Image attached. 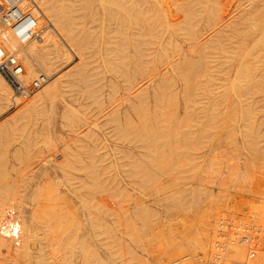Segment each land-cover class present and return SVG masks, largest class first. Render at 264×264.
<instances>
[{"label":"rangeland","instance_id":"obj_1","mask_svg":"<svg viewBox=\"0 0 264 264\" xmlns=\"http://www.w3.org/2000/svg\"><path fill=\"white\" fill-rule=\"evenodd\" d=\"M53 1H51V2L53 3ZM59 1H60V3L56 2V3H59V5L58 4H56V5L53 4V5L56 6L57 9H59V10H57V13L60 14V9L62 10V8H58V7L61 5L60 7L64 8V6H62L63 4L61 2H64L66 0H64V1L59 0ZM68 1L69 0H67V3H68ZM72 1H73V3H72ZM74 1L75 0L69 1V3H71V5L66 4V3H64V5L66 4L67 7H69V6L71 7L72 4L76 3L74 5V9H73V10H75V8L80 7L81 4H86V2L87 3L89 2V3L87 4V6L84 5V7H82L83 6L82 5L81 6L82 9L81 8L78 9V15H80V17L78 16L79 18H81L82 16H83L82 18H84L85 17L84 14H86L87 17H85L84 18L85 21H83L86 23V25H84L85 23L83 24V22H81L82 19H79L77 17V15L74 14L71 16H73V17L75 16L77 18V20L78 19L81 20L80 22L82 24L80 23L81 25L79 24L78 26H75L73 24V26L71 25V27H73V28L76 27L79 29H81L82 27H84V29H85L86 26L90 27V29L91 28L93 29L95 27L94 31H95L97 25H98L99 29H100V27H101V29H103L105 27V25L100 24V23H102V22H100L101 18H104V17H101L100 16L101 14H98V13H97V15H95L96 13L94 14V11L97 7L96 8L93 7L92 11L90 10L91 8H89L88 11L86 10L88 8L85 9L88 12V14H89V12L91 15L93 13L92 16L94 17L95 21H92L91 20L92 16L90 18V16H88L87 12L84 10V8L88 7V5L90 7L93 6L90 3L92 1L86 0V2H85L83 0L85 3L84 2L81 3V1H80L81 4L78 2V0L75 1V3H74ZM96 1L99 2L100 0H96ZM101 1L103 2V3L101 2L103 6H104V4H106L108 7H110L111 3L114 2L112 0H108V2H110V3H108L107 0H101ZM160 1H162V3L164 4V0H160ZM166 1L167 0H165V2ZM168 1H170V0H168ZM172 1H174V0H171L170 2H167V3H171ZM250 1L251 0H197V1L196 0L195 1L194 0H176L173 4L168 5L167 3H165V4H167L168 8L166 7V10H168V11L172 12V9L169 10L170 9L169 7H171L170 5H172L173 11H175L177 9L178 13H182V12L184 13L185 12L184 14H178L176 11V15L178 14V15L183 16L182 19H184V20H182L183 21V23H182V21H180V18H181L180 16H177L179 18L176 17L177 19L175 20L173 17L169 16V15H171V12H168V13H170V14H168L167 11L165 10L166 11L165 13H167L168 16L164 15V18H166L165 16H167V18H166L167 20H164V18H163V20L166 24L163 22L162 23L156 22L158 26L160 25V27L155 26L156 23L152 22L154 17L157 15L155 13V11L157 13H159V11H157L158 8L154 7L155 9L153 8V10L150 11L151 10L150 8L152 6L149 7L146 5L148 7L147 8L145 6L144 2L141 3L142 1L140 2L141 4H138L139 6L143 4L142 8H144L145 12L143 11L142 14L144 17H142V16L137 17V19L139 18L138 22H137L139 24H137L135 22L134 25L136 28H137V25H140V27L138 26L139 27L138 29H133V30L131 29V31L139 32L141 29L140 34H141V32H142V35H143V33L145 34V35H143V36H145L144 37L146 40L145 43L146 42L149 43L150 39H153V38H150L149 36L146 37V31H145L146 29H147V31H148V29H151L152 25H153L152 29H155V27H156V30H159L158 33H160V34H162L164 32V30L166 29V25H168V27L170 26V28H171V29L169 28L170 30H173V29L177 30L178 29L177 26H178L181 28V29L179 28L178 30H180L184 34L178 32V30H177V35H178V33L183 35V36L180 35V37H182L183 40L185 38V41H183L180 38H177L179 36L176 37V35H175L174 36L175 39L176 40L178 39L177 41H175V39L173 38L174 45H176V46L173 45V50L170 48L171 51L169 49H168L169 51H167L166 47L168 46V44H167V46L164 45L166 47H164L163 49L165 50V48H166L167 53H164L166 51H164V52L161 51V54L163 55V57L165 54L168 55L172 52H175L176 50L180 49V47H181V49H183L182 47H184L186 44H188L190 47L187 45L186 50L188 49L187 51H189V55H188L189 57L190 56L194 57V55H197L199 53L202 55V58L205 56L206 59L203 58V61H202V58L201 57L199 58V56H198L199 54H198L197 55L198 60L200 59L201 62L207 61L206 63L210 62L209 65L208 64H205V65L210 66V68L213 67V69L212 68L211 69L214 71L216 70L215 72L217 75L215 74V72L213 73L211 71L212 75L215 74V75H213L214 78H211L213 80H211L209 78L210 76L209 77L208 76L202 77L203 75L199 76V74H198L199 72L197 74L194 73V72H196V70L194 71V69H196V67L195 68L193 67V65H195V64H194V62H192V61L197 60L196 56H195V58L191 57L192 59H194V60L191 59L192 61L189 58H187L193 63V64L191 63L192 64L191 67H190V64L188 66L186 64V67L190 68L189 71L187 72L188 76H187V73L185 70L184 71H185L186 76L182 75L184 73V72L182 73V71H183L182 67H184V66H181V68H180V69H182V71L179 69V72L181 73V74L180 73L179 74L182 76L181 81L183 78H184L183 80H185V77L186 78L188 77L187 78V79H189L188 81L191 80L190 83H193L195 86L193 87V84L191 86V84L188 83V81H186L187 80L186 79L185 81L181 82V85H182L181 87H183L185 82L188 83V84H186V87L182 88V89H184L183 91H186L185 89L186 88L188 89V87H190V86L192 88L193 93H195V91L197 92V89L199 87H200V89L202 88V90H203L208 85L209 86H211V85L215 86L216 85L214 88H219L220 86H222V87H220L221 89L220 88L218 90L216 89L215 90L216 92L214 91L215 93L220 94L219 97L213 96V97H216L213 99V97L211 98L210 94L206 95L204 97L203 101H201V102H202V104L205 103L207 105L206 107L204 104L203 106H201L202 108L200 107L201 109H197L198 108L197 105L196 106L193 105L192 108L191 107L190 108L189 107L184 108L185 110L182 111L181 114H179L178 111L175 110L173 107L172 108L165 107V106H168V104L171 103V101L173 102V100H175L174 97L176 96L172 93V88H167L169 91L166 90L165 94L162 95L161 98L154 100L153 107H151V109L148 111V114L145 112L147 114V120H145L146 123L145 122L143 123L140 121L141 125H139V123H136L135 124V125H137L136 127H135V125L126 123V121H127V118H126L127 114L126 113H125L126 115L122 114V116H125L124 119L121 118L120 114L122 113L121 111L123 109H121L119 101L121 100L122 96L125 95V92L128 91L130 86H128L129 88H127V89L122 88L121 91L118 90L117 93H116L117 88L112 87L113 85H115L112 83L117 82V79L115 78L116 79L115 80L113 78L114 76L112 75V72H111L112 70L110 69V68H112V67H110L111 64L109 63L110 64V66H109V64L106 63L105 59L102 56L104 54V46L99 45V46H95V47H90L89 48L91 50L90 54H88L89 52H87L85 50L88 54V57L90 56L89 57L90 59L88 58V61L84 60L81 63V61H77V60H79L77 55H75L74 53H72V51H70L68 49L70 46L67 44H69V43L65 44L64 42L66 40H63L60 37L58 38V36H56V34H54L55 37L58 38V39L57 38L56 39L58 40L59 44H60V40L63 41V42L61 41L60 45L62 46L63 51L65 50L66 52L64 53V55H62V53H59L61 55L58 56L59 58L55 59V61H57V62H55L53 59V62H55V64H56V65L54 64V66H56V68L53 67L55 71L53 70V74H51L52 72L50 74H51L52 78H54L56 76L64 77V75H66L64 78H61V79L66 84V85L65 84H63V85L66 86V88L68 87L67 89L65 88L66 90L64 89L66 94L63 92L59 96L62 99H60L59 101L57 100L58 106H57V110L55 112V119L52 120L55 123V127H54V124L49 120L50 119L49 114L46 112H42L40 115H38L35 112H28V111H26V112L20 111V113H19L17 109L22 104L21 102L24 100V98L18 100L19 102L22 100L20 103L15 104L16 106L19 105L18 107L10 104L9 107L7 105V107L1 108L2 110L0 109V151L3 149V151H1V152H4L5 154H7V156L6 155L4 156V154L0 152L1 153L0 161L2 160L0 162V165L4 162V160L6 161L5 163H3L0 166V170H1V167H3L2 171H0V180H1L0 185L5 184L7 181L8 182H10V181L14 182L16 180H19L18 179L19 176H23V178H25L26 176L30 177V180L28 179L29 177H26L25 178L26 180L25 179L23 180L24 183L22 181V183L24 184V185H22L24 187L22 189V191H25L24 193L26 194V197L30 203V205L27 206V208H26L28 210V213H29V210L31 212V209L34 211V212L33 211L31 212L33 214H35V212H39L35 215L32 214V216H33L32 220L34 219L32 227L35 228V230H36V231L34 230L36 232V236H35V240H36L35 242L36 243H35V245H38L40 247L39 249L36 248V252L39 250L40 251L39 254L41 255V257L44 256V258H47V256L48 257L52 256L55 259H58V260L60 259V260H64V261L68 259V260H70L69 262H72L73 264H79L80 262L82 264H84L83 260L86 258L88 259V264L91 260L93 262L91 261L90 264H92V263L93 264H97V263L98 264H103V263H105V264L106 263L107 264H115V263L121 264L122 261L124 262L122 264H145V261H146V264H164L166 262H167L166 264H173L172 262L174 260H176L175 264H209L210 258H208V256L205 254L203 255L201 253V249H200V246H201L200 244H201V242H203V240H201L202 234L200 232V229H201L200 226H202V222L205 219V215L210 216L211 222L214 221V223L217 220V219L215 220V218H219V215H220V216L225 217L226 222H228V221L231 222V227L227 228L224 231V236H222L224 238L222 240L224 242L223 246H225V253L223 256L225 264H246L247 263V260H244L245 258L239 257L238 255H237V257L236 256L235 257L229 256V251L227 249V247H228L227 241H228V239L233 238L235 240V242L233 244H231L232 246L235 245V246H243V247L245 246L246 247L247 245H249V243H247V244L236 243V237H237V236H235L237 234V232L235 230L236 221H239L241 223H245L249 227L248 237H250L252 234L253 235L258 234L257 232H255L256 230H259L261 227L260 225H259L260 227L258 226V223L260 220L264 221V217H263V215H264V105H261L260 102L256 103V101L259 99L256 97L257 96L256 94L252 93L253 90H251L252 89L251 86H254V84H255V83L253 84L254 80L251 81L252 85L247 84V83H250L249 81L251 79V74L253 75L254 72H257L261 69L258 65H261L262 62L264 63V60H263L264 57H262L261 61L260 62L258 61V63H256V64H254V62H253L254 69H253L252 63H249V66H251L250 69L252 68L253 70L251 69V71H250L249 67L246 65L245 66L246 68H244L242 70L240 69L241 72H239L238 71L239 68H243L240 65H238V62L241 61L240 60L241 54H239L240 52L238 50H235V47H236L235 41L239 40L238 38H236L235 35H237V32L239 33L241 31V30H239V28H240L239 22L242 20L241 14H243V10H248L246 8H250V6L248 7V5H251ZM105 2H107V3H105ZM135 2H137V1L135 0ZM262 2H263V0H262ZM78 3L80 6L79 5L76 6ZM49 4L51 7L53 6L51 3H49ZM108 4H110V5H108ZM150 4H151V2H150ZM152 5L154 6V4H152ZM174 5L177 8L176 7L174 8ZM182 5L186 9L185 11H184V9H181V7L184 8ZM210 5H212V6H210ZM143 6H145L146 9ZM164 6H166V5H164ZM67 7H66V9H67ZM70 7H69V9H70ZM108 7H106V8L104 7L105 12L108 13V11H109V13L111 12V14H112V11H115L113 9V6H112L111 10H109ZM56 8H54V9L56 10ZM39 9H40V7H39ZM64 9H63V12H65V10H66V9L65 10ZM69 9L66 10V12H65L66 14H69V11H68ZM161 9H163V8H161ZM263 9H264V7L262 6V7H260L259 11L257 9V11L253 13L254 15L256 13V17L258 16L257 18H259L258 20L261 22V24L264 23ZM73 10L70 9V11H72V12H73ZM79 10L85 11V12H81L84 14H79ZM179 10L180 11L182 10V11L180 12ZM74 12H76V10ZM96 12H98V9L96 10ZM244 12H247V11H244ZM65 13H63V14H65ZM150 13H153V14H150ZM145 14H146V16L149 15V17H147L148 19L146 18L147 20L145 19ZM173 14H175V13L173 12ZM173 14H172V16H173ZM253 14H251V15H253ZM153 15H155V16H153ZM185 15L186 16L189 15L190 17L193 16L191 19L188 16V18L190 19L191 22H190L189 27L187 26L188 27L187 31L188 32L191 31L192 34L188 33L187 36L185 35L186 34L185 28H186V25H188L186 23L189 22V20L188 21H187V19L185 20ZM98 16H100L101 18L99 19ZM88 17L90 18L91 21L89 20ZM96 17H98V19ZM205 17H207V18H205ZM170 18L173 20L171 21ZM254 18H255V16H254ZM178 20L182 24H180V22ZM89 21L94 23V24L93 25L90 24ZM97 21H98V24H96ZM150 21L152 22L151 26H150V23H151ZM159 21H161L160 18H159ZM192 21H193V23H192ZM140 22H143V23L145 22L144 25H147V23H148V26H146V27L143 25L145 30L144 29L142 30L143 27H142V24H140ZM169 22H171V23H169ZM194 22H195V24H194ZM158 23H160V24H158ZM184 23H185V25H184ZM104 24H105V22H104ZM173 24H175V25H173ZM205 24H206V26H205ZM82 25H84V26H82ZM134 25H133V27H134ZM162 25L165 29L162 27ZM171 25H173V26H171ZM181 25H182V27H181ZM102 26H104V27H102ZM183 26L185 28H183ZM190 26H192L191 28L194 30H192V29L190 30ZM49 27L50 26L47 25V28H49ZM161 27L163 28V31H162V29H160ZM206 27L207 28L209 27V28L207 29ZM182 28H183V30H182ZM99 29H97L98 32H100ZM38 32H40V30ZM45 32L47 33V30H45ZM45 32L41 31V33H38L39 37L42 35V33L44 34ZM166 32L167 31L164 32L165 35H166ZM158 33H157V35H158ZM142 35L140 38L141 40L143 38ZM170 35L171 34L169 33V36ZM193 35H194V37H190ZM238 35H237V37H238ZM169 36L167 34V37H169ZM184 36H186V37H184ZM209 36H210V39H209ZM223 36L225 37V39ZM211 37H213V38H211ZM234 37L236 40L233 41ZM144 38H143L142 42L144 41ZM221 38L224 41L220 40ZM36 39H38V38H36ZM36 39L31 40L28 43L30 44L31 42L35 41ZM190 39H192L194 41V44H191ZM209 40H210V43H209ZM227 40H229V41H227ZM178 41L181 44H179V43L175 44ZM189 41H190V43H188ZM230 41H233V42H230ZM184 42H185V44H184ZM217 42L219 45L217 44ZM28 43L21 45L20 46L21 48L19 46H18L19 48L16 47L14 49L15 55H14L13 51H10L11 53L9 52V54H12L14 56H19L18 54L22 53L21 52V50H23L22 48L26 47V45ZM211 43H214V44H212V47H211ZM233 43H234L235 47L233 46ZM197 44L200 46L196 47L195 45H197ZM225 45L229 46V48L227 46L228 49H234V50L228 51V49L225 48L226 47ZM230 45H231V47H230ZM67 46H68V48H67ZM192 46H194V47H192ZM216 46L219 49H217ZM220 47H222V50L220 49ZM223 47H224L225 51L223 50ZM96 48L98 50H96ZM168 48H169V46H168ZM190 48L192 50H190ZM193 48L195 50L197 48V52H196L197 54L195 52L193 54V52H192L194 50ZM202 49L204 50L203 52L201 51ZM214 49H215V51H214ZM206 50L207 51L212 50V51H209L210 52V54H209V52H206ZM16 51H18V52H16ZM51 52H52V50L50 51V53ZM95 52H96L97 56H96V54H94V57H91L93 55V53H95ZM159 52L160 51H158V53ZM190 52H192L193 55L190 54ZM231 52H232V54H231ZM16 53H18V54L16 55ZM48 53H49V51H48ZM175 53L178 56L177 52H175ZM178 53H179V51H178ZM211 53H212L213 57L211 56ZM258 53H260V51H256V54H258ZM262 54H264V51H262L260 55L263 56ZM52 55H55V53ZM160 55L157 56L159 59L154 58V60L157 59L156 62H154V60H151L154 63L149 61L148 65L149 64H150L149 66L157 65L158 67L156 66V68H159V69H162V67L164 68L165 65L163 66L162 60L167 55H165L164 58L162 57V55L161 56ZM170 55L172 56V54H170ZM236 55H239V56H236ZM50 56H51V54H50ZM64 56H66V57H64ZM175 56L168 58V60L169 59L172 60V58ZM214 56H215V58H214ZM210 57H212V58H210ZM64 58H66V59H64ZM227 58H228V60H225ZM252 58H254L253 55H252ZM252 58H251V60L249 59L250 62L254 60V59L252 60ZM207 59L211 60V61L208 62ZM17 60L19 61V57ZM95 60H96V62L97 61L98 62L96 63ZM29 61H32V63L36 62L35 60H32V59H30ZM91 62H92V64L89 66L88 64H90ZM211 62H213V63H211ZM223 62H225V63H223ZM183 63H184V61L182 62L181 65H185ZM107 64H108V66H107ZM158 64H161V65H158ZM210 64L213 66H211ZM77 65H78V68H75V67H77ZM160 66H162V67H160ZM229 66H233L234 68H233V73L231 75L227 76L228 75V74H226V73H228L227 67H229ZM79 67L81 68L80 70H78L79 73H81L80 76L82 75V77H84V79H86V80H84L82 77H80L79 74L75 73V72H77V69H79ZM97 67L98 68L101 67V68L98 69ZM166 67H167V65H166ZM95 68H97V70H95ZM168 68H169V66L166 68V70L162 69L160 71L161 76H162L163 71L165 72V73H163V75L166 74ZM192 68H193V70H192ZM255 68L258 70H256ZM184 69H185V67H184ZM245 69L249 70V72L247 70L245 71ZM82 70H83V72H81ZM186 70H188V69L186 68ZM225 70H226V73H225ZM234 70H235V72H234ZM197 71H198V69H197ZM222 71H224V73L226 74V77H225V75H223ZM242 71H243V73H242ZM64 72H66V73L64 74ZM73 72L75 73L74 75L70 74ZM100 72H102L104 74H102ZM189 72L193 74L192 78L189 77V76H192V74H190ZM220 72L222 73V75ZM237 72H239V73L237 74ZM94 73H96L95 74L96 77L94 76ZM241 73L245 77L242 76ZM45 74H46L45 72L42 73V71H38L36 76L33 77L34 78L33 80L35 82H38L39 77L41 75H43V76H45V78H47L48 76H47V74L46 75ZM177 74H178V72H177ZM235 74H236V76H235ZM239 74L241 75V77ZM97 75H99V76H97ZM167 75H169V73H167ZM212 75H211V77H212ZM232 75H234L233 81L236 80V82L238 81V84H240V85H237L238 88L237 87L233 88L232 86L233 85L236 86L235 84H237L234 82L233 85L231 86L232 88L230 87L232 89V92L234 90L237 91V89L242 88V87L245 88V86H246V88H245L246 90L248 89V87L250 88L249 91L251 90L249 92V94L247 93L248 91H246V93H247L246 96L244 95V97L241 98V100L243 102L242 104L245 105L247 103L246 106H248V105L249 106L246 108H244V106H243L242 108H240V110H239L238 106L236 108L235 105H232L229 103V101H230L229 98L232 97L233 94L230 90H227V89H229L228 83L229 84L232 83L230 80ZM85 76H86V78H85ZM155 76H157V74ZM215 77H217V78H215ZM235 77H236V79H235ZM217 79H218V81H217ZM245 79H247V80H245ZM45 80L47 81V79H45ZM99 80H101V81H99ZM143 80H141V78L136 79V82L138 81L139 83L137 82V84L134 86V88L129 90V92L132 91L131 95H135L141 89H143L144 93H146L145 91L148 90V88L146 89V85L148 82L146 79H143ZM158 80H161V78H159ZM224 80H226V81L224 82ZM68 81H69V83H68L69 85L67 84ZM96 81H97V84H96ZM109 81H112V82H109ZM203 81H207V82L203 83ZM85 82H87V83H85ZM200 82H201V84H200ZM44 83H39V84H41L39 87H41ZM157 83H159V82L157 81ZM72 84H74V85L72 86ZM93 84L95 86L90 87ZM85 85H88V87L85 88L84 87ZM127 85L123 84V86H127ZM217 85H219V86H217ZM28 86H29L28 88H30L32 85H28ZM76 86H77V88H76ZM101 86H102V88H101ZM139 86L141 89L139 88ZM196 86H197V88H196ZM201 86H203V87H201ZM224 86L225 87L227 86V87L225 88V90H222ZM99 87H100V90H97V88H99ZM134 89H137V90L133 92ZM95 90L97 91L98 94L96 93ZM10 91H11V88H10L9 92ZM73 91H75V92H73ZM81 91H82V93H80ZM87 91L88 92L91 91L90 92L91 94L90 93L87 94ZM225 91L226 92L228 91V93L225 94L226 96L224 94H222ZM112 92H114L116 96H114V94H112ZM169 92H171L173 96H170L171 94L169 95ZM258 93L261 94V90H259ZM10 94H9L10 95L9 97L13 96V98L15 97V99H19L17 96L13 95L12 91L10 92ZM63 94H65L66 96ZM92 94H95V95H92ZM139 94L137 95L138 96L137 98H139ZM251 94H252L253 98L255 97L253 99L254 100L253 105L249 104L246 100V99H250ZM74 95L77 96L76 100H75L76 96H74ZM91 95L94 98L91 97ZM99 95L102 97H98ZM222 95H223V97L221 98ZM229 95H230V97H228ZM70 96H74V97L68 98ZM88 97H91V98H88ZM117 97H119V98H117ZM131 97H132V101L137 99L136 97L135 98L133 96H131ZM66 98H68L69 103L68 102L65 103L66 104V106H65L64 102H66L65 101ZM70 99L73 101H71ZM86 100H88V101H86ZM110 100H113V101H110ZM225 100L226 101L229 100V101L225 102ZM93 101H96L98 104L93 103ZM107 102H109V103H107ZM99 103H101V105ZM213 103H214V105H213ZM220 104H222V105H220ZM227 104L229 106H227ZM67 106H69V108ZM210 106H212L214 108L211 107V109H210ZM230 107L233 109L231 110ZM251 107H252V110H251ZM117 109H121V111L118 110V112H116ZM208 109H209V111L212 109L213 110L211 112H208ZM227 109L230 110L231 113ZM220 110L223 111L222 113L225 115V118H224V115L221 116V115H219L220 113L219 114L217 113V112H220ZM238 110L240 111V113H238ZM246 110H247V112H246ZM16 111L18 113H16ZM226 111H227V113H226ZM242 112H243V114H242ZM24 113L26 114L25 116H24ZM34 113L36 114V116ZM123 113H124V111H123ZM190 113H192V115ZM199 113H202V115L203 114L205 115L203 120L200 119L199 116H202V115L201 114L199 115ZM210 113L214 114V115H211ZM193 114L195 116H197V114H198L199 116H197L196 118L199 119L200 121L197 120L196 118L194 120V118L192 117ZM226 114L227 115L229 114V115L226 116ZM239 114H240V116H238ZM247 114L250 117L247 116ZM115 115H116V117H115ZM232 115H236V117L232 116ZM242 115L243 116L246 115L247 116L246 119L243 118ZM45 116H47V117H45ZM211 116L212 117L215 116V118L214 119L210 118ZM232 117L233 118L235 117L236 120L234 121L235 118L233 119ZM12 118H14V119H12ZM115 118H117V119H115ZM250 118H251V120H249ZM114 119L116 121H114ZM120 119L123 122L125 120L126 121L123 123V122H121ZM227 119H229V120H227ZM252 119H253V121H252ZM12 120H14V121H12ZM86 120H89V121H86ZM210 120H211V122H210ZM244 120L248 121V123L245 122ZM195 121H198L199 124ZM118 122H119V124H121V123H123V124L118 126V124H117ZM129 123H130V121H129ZM143 124H146V126H143ZM10 125H11V127H9ZM42 125H44V126H42ZM124 125H126V126H124ZM198 125L201 127H199ZM140 126H142V128ZM94 127H96V128H94ZM119 127H121V128H119ZM129 127L132 129L138 128L139 132L141 133L140 136H142V140L145 139V142H146V143L144 142V148L145 149H144V151L140 152L139 155L142 154L144 156L145 153L147 154L146 159L144 158L145 156L142 158V155H141V159L145 160L144 165L146 162H147V164L149 162L148 166L151 167V168L149 167L148 170H149V174H151L150 176L152 178L150 176L147 178V180H149V179L150 180L147 182L148 186L146 185L147 186L146 188L148 189V191L146 190L147 191L146 195L147 196L152 195V197L148 196L147 198H149L150 201L152 203H154L152 205V207H154V209L156 208L155 214L153 213L155 210H151V209H153L152 207L149 208L147 214L150 216L149 218L151 220H149V218L145 219L147 221V223L148 222L150 223V221L154 220L153 224H152V222H151V225L148 223V225L150 226L148 228H150V230H148V228L146 227V229H147L146 235L147 236L145 235V238H144V236L139 237L140 239H142V238L146 239L147 237L148 238L146 240L142 239V240H144V242H143V241H140V239H138V237H137V241L139 240L140 244H137V243L133 244L135 246L134 247V254H135L134 257L137 254L139 258H136V257L133 258L132 257L133 253H131L132 250H130V245L128 246L129 248H126L127 247L126 244L128 245V243L125 244V242L127 240H131L130 238L134 234V233H132L133 231L131 229L129 230V232L127 231L129 228V225L126 223L125 219L124 220L122 219V217L125 216V213L127 212V210H126V212H125V210L124 211L122 210V212L124 214H122L123 216L120 215L121 214L120 208L124 207V205L125 206H127V205L132 206L133 205V204L129 203L131 200L130 201L128 200V196H130V193L128 191L129 189H125V188H128L129 185L126 186V182H125V184H123L124 182L122 183V181L126 180L127 176H128V178H130V174H128V172L131 173V171L133 169V167H132L133 163H130V162H132L134 159L132 157V160H130V158H129V157H131L130 152L131 151L133 152L134 147L138 144V143L135 144V142L131 141V140L129 142H126L124 140V137L127 138V136L130 135V136H128V138H129V137H131V134L133 133V131ZM115 128H117V129H115ZM122 128H123V130H121ZM125 128H126V130H125ZM127 128L130 129V130L129 129L128 130L131 131V133L127 130ZM140 128L143 130H140ZM39 130L43 134L42 135L43 137L39 133ZM43 130H44V132H43ZM135 130H137V129H135ZM198 130H200L201 132L200 131L198 132ZM13 131H14V133H13ZM121 131H123V133L125 132L126 134L128 132V135L123 134L124 137L121 136L122 135ZM116 133H117V135H116ZM10 134H12V135H10ZM35 134L37 136H35ZM113 135H115V136H113ZM89 136H93V137L91 138ZM120 136L122 137L121 139H120ZM49 137H51V138H49ZM74 138L75 139L77 138L75 140V142H72L71 144H69V142L71 140L74 141ZM12 139H14V140H12ZM63 139H65V140L63 141ZM28 140L30 141L29 143H28ZM7 141H9V142H7ZM89 141H91V143L93 141V143L91 144V143H89ZM131 142H133V143H131ZM149 142H150V144H149ZM3 143H5L4 146H3ZM32 143H33V145H32ZM67 143L69 144L68 145L69 148L67 147ZM81 143L83 146L81 145ZM6 144H7V147H6ZM25 144L27 146H25ZM54 144H57V145H54ZM93 144L95 146H93ZM126 144L128 147L126 146ZM130 145L133 147V149H131ZM145 145H146V147H147V145H149V147H147L148 149H146ZM1 146H3V147H1ZM142 146H143V142H142ZM142 146L137 145L136 147L140 148V150L139 149H137V150L141 151L142 150L141 148H143ZM122 147H123V149H122ZM124 147H125V149H124ZM5 148H7V149H5ZM64 148L67 149L66 151H64L65 154L63 152L60 153L61 150ZM118 148L119 149L121 148L120 152H118V150H119ZM24 149L28 150L27 153L29 155L27 154V158H25L27 150H24ZM70 149H72V150H70ZM89 149L91 150V152L88 153L87 151H90ZM113 149H114V151L116 150V153L118 152L116 154V156H115V152L113 151ZM4 150L7 151V153ZM16 150H17V153L15 152ZM73 150H74V153H73ZM111 150L113 151L114 154L111 153ZM122 150H123V153H122ZM14 154H15V156H13ZM23 154H25V155H23ZM76 154H79L81 159L78 157L79 155L76 157ZM132 154H134V152ZM17 155H19V156H17ZM64 155L67 157L64 158L63 157ZM72 157H74V158H72ZM91 157H92V159H91ZM114 157H116V158H114ZM89 158H90V161L91 160L93 161V163H92V161L90 162L91 164L88 163ZM78 159H80V160H78ZM86 159H88V160H86ZM44 160H48L50 162L47 163V165H44L42 162ZM64 160H66V161H64ZM114 160H116V161H114ZM144 160H142V161H144ZM81 161L85 165H82ZM35 162H37V163H35ZM63 162L66 164L69 162H70L69 164H73L72 168H70V167L67 168L70 171H72V173L67 171L66 165L63 164ZM97 162H99V163H97ZM140 162L141 161H139V163ZM57 163H59V164L62 163L64 166H62V164H61L62 167L60 165L58 167H56V165H58ZM5 164H6V168H5V166H3ZM130 164H131V167H130ZM142 164L140 167H142V166L144 167V165H142ZM12 166L14 167V170H13ZM69 166H71V165H69ZM73 166H75L74 168L76 169L77 172L75 171ZM80 167H82V169ZM90 167H92V169ZM77 168L80 170V172H78L79 170H77ZM83 168H84V170H83ZM61 169L63 170L62 176L64 178L62 176H60L61 175L60 173L62 171ZM130 169H131V171H130ZM91 170H92V172H93V170L96 171V173L93 172L94 173V175H93ZM65 171L67 172V174H66L67 176H68V173H69V176H70V174H72L71 178H69V176L66 177V175L64 173ZM1 172L2 173L4 172V173L2 174ZM47 172L49 174L48 175L49 177L46 175ZM50 175L52 178L50 177ZM3 176H5V177H3ZM56 176H59V177H56ZM43 177H44V179H43ZM122 177H123V179H122ZM54 178H56V179H54ZM67 178L72 180V181H70V180L68 181ZM128 178H127V180H128L127 184L130 181ZM81 179L82 180L84 179L83 182ZM45 180L46 181L48 180L47 182L51 186L50 187L49 185L46 184V186H45L46 189L48 188V186L51 189L54 188V191L52 192V193H54L53 196H55L59 192L57 194V197H55V200H53L54 197L51 196L52 195L51 189L48 188L49 191L47 193H46V191H44L45 187H43L44 185H42V182L44 183ZM73 180H75V181H73ZM92 180H94V181H92ZM51 181L55 182V183H52ZM78 181H81V183H83V185L78 184L77 183ZM68 182H71L72 186L69 185L70 183H68ZM94 182H95V184H94ZM118 182L119 183L121 182L124 186L121 183L119 184ZM73 183L77 184V185H73ZM88 183L91 185H89ZM66 184L72 188L69 189L70 187H68ZM88 187H90V188H88ZM118 187H120V188H118ZM123 187L126 191L125 190L123 191ZM74 188H76L77 190ZM115 188H117V190L121 189L122 194L119 193V191L117 192V190H115ZM149 188H150V190H149ZM56 191H57V193H56ZM153 191H154V193H151ZM49 192H50V195H49ZM61 192H65L66 195H64V193H61ZM114 192L116 195L114 194ZM59 194H60L61 199H59V202H56V200L59 198ZM62 194H63V196H61ZM117 194H119V195L121 194V195L117 196ZM68 195L70 197L73 196L74 199L76 197V202H75L76 204L74 205L75 207H78V206L80 207V204H81L83 199H84V201L87 200V201H85L86 204H82L80 208L74 209L75 213H73L74 210L73 209L71 210V208H69V204L68 203L65 204L66 203L65 197L68 198ZM114 195H115V197H118V198H113ZM46 197H47V199H45ZM49 197H50V199L48 201ZM63 197L65 200L63 199ZM43 198H44V200H43ZM60 200H62V201H60ZM50 201L52 204L50 203ZM63 201H65L64 202L65 206L63 204ZM117 201L118 202L123 201V202L117 203ZM127 201H129V202H127ZM199 201H201V202H199ZM55 202H56V204H55ZM198 202L200 205L198 204ZM59 203H60V205H59ZM87 203H89L88 205H90V206H88ZM44 204H46L47 208L44 206ZM61 204H63V206ZM103 204L110 206V207L107 206L108 210H110L109 208L116 209V207H118V206L120 207V205H121V207L118 208L119 212H118V209H116V211L120 215V216L119 215L118 216L121 217V219H119V217H118V219L121 221H119L116 218V215H114L115 213L113 214V217L109 213L108 214L110 216L108 214L106 215V212H105L106 217L104 214H102L103 212L100 213L101 210L102 211L107 210V208L102 207ZM41 205H42V207H41ZM55 206L58 208H56ZM66 206H68V207L66 208ZM114 206H115V208H114ZM82 207H83V209L87 208L90 211V213H92V216L90 215V217L92 218V222H89V220L91 221V218L84 222V226L89 229V231H88L89 236L85 237V238L79 237L77 235L79 231H76L77 234L76 233L74 234L73 231H72L73 234L71 231L70 232L65 231L66 233L63 231L64 236L59 237L63 233L62 231L59 230V228H61L62 226L68 227L69 225H71L73 227L74 226L73 220L77 221L79 219L80 209H82ZM41 208H42V210H41ZM60 208H62L61 211H60ZM102 208H104V209H102ZM65 209H67L66 213H65V211H66ZM123 209L130 210V207H127V208L124 207ZM53 211L56 212V215H59V216H56L58 218L54 217L55 215H53V214H55V212L51 214V212H53ZM150 211H152L151 213H153V214L149 213ZM200 211L204 212V214ZM62 212H64V213H62ZM98 212L101 214L100 217L98 215ZM207 212H211L212 214L211 213L207 214ZM70 213L71 214L73 213V214L70 215ZM128 213H130V211H128ZM50 214L53 215L52 216L53 218L51 217ZM62 214H63V216L65 215L66 217L64 216L65 217L64 218L62 216ZM74 214H76V215H74ZM59 218H61V219H59ZM123 218H125V217H123ZM50 219H51V221H50ZM62 219H64V220H62ZM65 219H66L67 223H66V225H63V223H65ZM198 219H200V220H198ZM80 220H81V217H80ZM98 220L99 221L102 220V221L99 222ZM117 220L119 223L117 222ZM71 221L73 224L71 223ZM104 221H106V222H104ZM146 221H145V223H146ZM263 221L260 222V224H262ZM120 222H122V224L124 222L125 224L122 225ZM48 223H49V225L51 224V227H48L46 225ZM57 223L58 224L60 223L62 226L59 224L60 226L58 225L55 227V225H57ZM92 224L94 226H92ZM45 225L47 226V228ZM71 226H69L70 228H67V229L72 230L73 228H71ZM123 226H125V228ZM98 227H99V229H98ZM52 229H56V230H53V232H52ZM57 230L59 232H57ZM124 230H126L125 232H127L126 234H128L130 238L126 237L127 235L125 234ZM55 231L57 233H55ZM119 231H121V232H119ZM44 232L46 234H44ZM67 233L68 234L71 233V234H69L70 238H69ZM106 233H108V234H106ZM119 233L120 234L122 233V234L120 235ZM66 234H67V237L65 238ZM95 234H97V235H95ZM99 234L102 236H100ZM124 234H125V236H124ZM130 234H132V235L130 236ZM232 234H234V235H232ZM113 235L115 236V238L116 237L119 238L118 241H116L117 238L115 239ZM259 235L262 237L261 238L262 242L258 246H260L263 243V245L261 246V250H260L262 253L261 254L262 258H261L259 264H264V233H262V231H261L259 233ZM44 238H45V241H44ZM120 239L124 241V242L122 241L123 244L120 243L121 242ZM134 239L136 240V237H134ZM134 239L132 236V240H134ZM250 240L251 239L249 238V242H250ZM82 242H83V244H82ZM106 243H108V244H106ZM81 244L83 246L82 249H81ZM84 244H86L88 247L90 246V248H88V249L85 248L87 246ZM71 245H73V246H71ZM101 245H102V247H101ZM104 245L109 247V248H107V247L105 248ZM103 246H104V248H103ZM137 246H140V247H137ZM69 248H71V249H69ZM124 248H125V250H124ZM138 248H140V250ZM127 249H128V252L126 251ZM144 249L146 251H144ZM92 251L94 252V255H93ZM85 254H86V256H85ZM96 254H97V259L95 261L94 259L96 258ZM91 255H93L95 257H93ZM130 256H131V260L133 259V261L130 260ZM2 257H3V259H2ZM91 257L94 259H91ZM98 258H100V259H98ZM118 258H119V260L116 261V259H118ZM87 259L85 260V264H87V262H86ZM89 259H91V260H89ZM101 259L105 262H103ZM128 259L130 260V262H128L129 261ZM99 260H101L103 263H100ZM161 260H162V262H161ZM11 261H12L11 258L6 259L5 256H3V255L0 256L1 264H10V263L12 264L13 262H11ZM169 261H170V263H169ZM112 262H114V263H112ZM141 262H143V263H141Z\"/></svg>","mask_w":264,"mask_h":264},{"label":"bare ground","instance_id":"obj_2","mask_svg":"<svg viewBox=\"0 0 264 264\" xmlns=\"http://www.w3.org/2000/svg\"><path fill=\"white\" fill-rule=\"evenodd\" d=\"M31 2H30V9H31V12H32V14H33V16L36 18V20H37V24H38V31L40 30V32L39 33H41V31H43V32H45V30H47V33L45 32L44 34L42 33V35L40 36V37H38V39H36L35 41H33V42H31L30 44L28 43L27 45H26V47H24V48H22L23 50H21V52L22 53H20V54H18V53H16V55L18 54L19 56H15L17 59H18V57H19V63L22 65V67H23V73H22V79H23V81H24V83H25V85L27 86V88L29 87L28 85H32L30 88H29V91H31V93L30 94H28V95H25L24 97H22V98H19V99H15V97L13 98V96L12 97H9L11 94H10V92L12 91H10L9 92V90H10V88H12L11 87V85L8 83V82H6V80L1 76V74H0V109L1 108H4V107H7V105H8V107L10 106V104L11 105H14V106H16L15 104L17 103H20L18 100H20V99H23L24 98V100L21 102L22 104L20 105V107H18V106H16V107H18V112L20 113V111L21 112H23V111H28V112H35V113H37L38 115H40L42 112H46V113H48L49 114V120L54 124V127H55V123L52 121V120H54L55 119V112H56V110H57V106H58V104H57V100L59 101L60 99H62V98H60L59 96L64 92L65 93V91H64V89L66 88V86H64L63 84H65V82L61 79V78H64L66 75H64V77H61V76H56V77H54V78H52L51 77V74H53V70H54V68H56V66H54V64H55V62H57V61H55V59L56 58H59L58 56L59 55H61V54H59V53H62V55H64V53L66 52L65 50L63 51V48H62V46L60 45L61 44V41L62 40H60V44L58 43V38L60 37L61 39H63V40H66L64 43L65 44H67V43H69V44H67V45H69L70 47L68 48V46H67V48L70 50V51H72V53H74L75 55H77V57H78V59L79 60H77V61H81V63H82V61H88V58L90 57H88V54H90V52H91V50L89 49L90 47H95V46H104V54L102 55L103 56V58L105 59V61H106V63H110L111 64V66H110V64H109V66L110 67H112V68H110L112 71V75L114 76L113 78L115 79H117V82H113L112 84H115V85H113L112 87H114V88H117L116 90V93L118 92V90H122V88H129L128 86H130V88L128 89V91H126L125 92V95L124 96H122V98H121V100L119 101L120 102V106H121V109H123L122 111H121V109H117V111L116 112H118V110H120L122 113L120 114L121 115V118H123L124 119V117L125 116H122V114L124 115L125 113L127 114H125L127 117V121L129 120L130 121V123H129V121L127 122L126 120V123H128V124H132V125H135L136 123H139V125H141L140 124V121L141 122H145V120H147V114H148V111L151 109V107H153V102H154V100L155 99H158V98H161L162 97V95H164L165 94V91L166 90H168L167 88H172V93L174 94V95H176L175 97H174V99L175 100H173V102L171 101V103H169L168 104V106H165V107H170V108H174L175 110H177L178 111V113L179 114H181V112L182 111H184L185 109L184 108H192L193 107V105H197V109H201L202 107L201 106H203L204 104H202V102L201 101H203V99H204V97L206 96V95H211V98L213 97V96H216V97H219L220 96V94H218V93H215L216 91V89L218 90L220 87H222V86H220L219 88H214L215 86H213V85H211V86H207L205 89H203L202 90V88L200 89V87L197 89V92L195 91V93H193L192 92V88H191V86H192V84L193 83H190L191 82V80L190 81H188L189 79H187L186 77H185V80L186 81H188V83H190L191 84V86L190 87H188V89L186 88L185 90L186 91H183L184 89H182V88H184V87H186V84H188V83H184V85H183V87H181L182 85H181V82L182 81H185V80H183L182 79V81H181V73L179 72V69L181 68V66H184L185 67V69H184V67H182L183 68V71H182V69H180L181 71H182V75L183 76H186V74H185V71H186V73L189 71V69L190 68H188V67H186V64H187V66L190 64V67H191V65L193 64L192 62H194V64L195 65H193V67L195 68L196 67V69H194V71L196 70V72H194V73H198L199 74V76L201 75H203L202 77H204V76H210L209 78L211 79V78H214L213 77V75H215L216 74V70L214 71V70H212L213 69V67H211L210 68V66H208L209 65V61H211V60H208V62L209 63H206L207 61H205V62H201V60L199 59L198 60V58H197V55L199 54H197L196 52H197V48H196V50L194 49L192 52H193V54H194V52L197 54V55H194V57L193 56H188L189 55V51H187L186 50V48H187V45L188 44H186L184 47H182L183 49H181V47H180V49L182 50H180V49H178V50H176L175 52H177V54H178V56L176 55V53L175 52H172V53H170V54H172V56H175V57H173L172 58V60H168V58H170V57H172L170 54H165V55H167L166 57H165V55H164V57H163V55L161 54V51H166V48H167V51H171V49L173 50V45H174V41H173V38L175 39V35H176V37L177 36H179V37H177V38H180V39H182V37H180V33H183V32H181L180 30H178L180 27H178L177 25V30H178V32H180V33H178V35H177V30H170L171 28H170V26L168 27V25H166V29L163 27V25H162V27L165 29L164 30V32L165 31H167L166 32V35H165V33L163 32L162 34H160V33H158V31L159 30H156V27H155V29H152L153 28V25H152V22L153 23H156V22H160V23H165L164 22V20H167L166 18H167V13L168 12H171V11H168V10H166V7H167V4L169 5V4H173L176 0H174V1H172L171 3H167V2H170V1H166L165 2V0H164V4L162 3V1H160V0H136L137 2H135V0H112V1H114V2H112L111 3V6L110 7H108L106 4H104V6L102 5V1L100 0L99 2L98 1H96V0H90V1H92V2H90L91 3V5H93V6H89L88 5V7H85L84 8V10L86 9V8H88V9H86L87 11L89 10V8H91L90 10L92 11V9H93V7H97L96 9H95V11H94V14L95 15H97V13L98 14H101L100 16L101 17H104V18H101L100 16H98L99 17V19L101 18V20H100V22H102V23H100V24H102V25H105V27L104 26H102V27H104L103 29H101V27H100V29H99V27H98V25H97V27H96V29H95V31H94V28L92 29H90V27H87L86 26V28L84 29V27H82L81 29H79V28H76V27H71V25L73 26V24L75 25V26H78L81 22H83V21H85L84 20V18L85 17H87L86 16V14H84V13H81V12H85V11H80L79 10V14H84V18H79L80 17V15H78V9L79 8H81L82 9V7H84V5H86L87 6V4L89 3H87L86 2V0H84L85 2H86V4H81V3H83L84 1L83 0H78V2L80 3V1H81V6L79 5V3L76 5V6H80V7H76L75 8V10H76V12H74L75 10H73L74 9V5L76 4L75 3V1H77V0H75L74 1V3L75 4H72V6L70 7V9L71 10H73V12L72 11H70V9H69V7H67V5L66 4H69V5H71V3H69V1H71V0H69L68 1V3H67V0L66 1H64V2H61L63 5L62 6H64V8L66 9V7H67V9H69L68 11H69V14H66L65 12H66V10L63 8V7H58V8H62V10L60 9V14L59 13H57V10H59V9H57L56 8V6H54V5H56V4H58L59 5V3H60V1L59 0H30ZM51 1H53V3L51 2ZM88 1V0H87ZM142 1V2H141ZM195 1V0H194ZM197 1V0H196ZM55 2V3H54ZM56 2H59V3H56ZM84 2V3H85ZM102 2V3H101ZM107 2H108V0H107ZM107 2H105V3H107ZM145 3V6L147 5V6H152L150 9V11H152L153 10V8L154 7H156V8H158V10L157 11H159V13H157L156 11H155V13L158 15H153V16H155L154 17V19L152 20V22L150 23V26L152 25V28L151 29H148V31H147V29L145 30L144 29V27H143V25H144V23L143 22H140V24H142V30L144 29L145 31H146V37L147 36H149L150 38H153V39H150V41H149V43H145V36H143V35H145L144 33H143V35H142V32H141V34H140V31H141V29H140V31L139 32H133V31H131V29L133 30V29H138L139 27H140V25H137V28L135 27V22L137 23L138 22V19H137V17L139 16H142V17H144L143 16V11H144V8H142V5H138V4H141V3ZM150 2H151V4H150ZM200 2V1H199ZM205 2V1H204ZM49 3H51L53 6L51 7L50 6V4ZM64 3H66L65 5H64ZM72 3H73V1H72ZM101 3V4H100ZM108 3H110V2H108ZM165 3H167V4H165ZM202 3V2H201ZM250 3H251V5H248V7L250 6V8H246V9H248V10H243V14H241L242 16H241V21L239 22V24H240V28H239V30H241L239 33L237 32V35H238V37H237V35H235L236 36V38H238L239 40H237V41H235L236 43V47H235V45H234V43H233V46L235 47V50H238L240 53L239 54H241L240 55V60L241 61H239L238 62V65H240L241 67H243V68H239V72H241V70L242 69H244V68H246L245 66L247 65L248 67H249V69H250V67L251 66H249V63H252V66H253V69H254V65H253V62H254V64H256V63H258V61L260 62L261 61V59H262V57H264V54H262L263 56H261L260 54H261V52L262 51H264V23L263 24H261V22L258 20L259 18H257L256 17V13H255V15L253 14L254 12H256L257 11V9H258V11H259V9H260V7H264V0H263V2H262V0H251L250 1ZM113 4V5H112ZM152 4H154V6L152 5ZM204 4V3H203ZM211 4V3H210ZM108 5H110V4H108ZM164 5H166V6H164ZM179 5V4H178ZM184 5V4H183ZM182 5V6H183ZM215 5V4H214ZM112 6H113V9L115 10V11H112V14H111V12L109 13V11H108V13L107 12H105V8L106 7H108L109 8V10H111V8H112ZM145 6H143V7H145ZM146 6V7H147ZM171 7H169L170 9L169 10H171L172 9V12H171V15H169L170 17H173L175 20L177 19V18H179V17H177V16H180L181 18H180V21H182V20H184V19H182L183 18V16H181V15H178V14H184L183 12L182 13H178V11H177V9L175 10V11H173V6L172 5H170ZM210 6H212V5H210ZM209 6V7H210ZM39 7H40V9H39ZM56 8V10L54 9V8ZM105 7V8H104ZM146 7H145V9H146ZM176 6L174 5V8H175ZM181 7V6H180ZM184 7V6H183ZM148 8V7H147ZM161 8H163V9H161ZM168 8V7H167ZM177 8V7H176ZM212 8V7H211ZM63 9L65 10V12H63ZM98 9V12H96V10ZM155 9V8H154ZM181 9H184V11L186 10L185 9V7L184 8H182L181 7ZM100 10V11H99ZM104 10V11H103ZM142 10V11H141ZM167 11V13H165L166 11ZM62 11V12H61ZM86 11V12H87ZM176 11H177V15H176ZM180 11V10H179ZM182 11V10H181ZM180 11V12H181ZM203 11V10H202ZM201 11V12H202ZM244 11H247V12H244ZM100 12V13H99ZM145 12V11H144ZM149 12V11H148ZM173 12L175 13V14H173ZM63 13H65V14H63ZM68 13V12H67ZM263 13H264V9H263ZM63 14V15H62ZM74 14H76L77 15V17L79 18V19H82V21L81 20H77V18L74 16H71V15H74ZM87 14H88V12H87ZM147 14V13H146ZM146 14H145V19L147 18V17H149V15H147L146 16ZM150 14H153V13H150ZM168 14H170V13H168ZM172 14H173V16H172ZM187 14V13H186ZM212 14V13H211ZM251 14H253V15H251ZM92 15H93V13H92ZM91 14H90V12H89V14H88V16H90V18H91V16H92ZM164 15H167V16H165L166 18H164ZM175 15V16H174ZM216 15V14H215ZM264 15V14H263ZM152 16V17H153ZM189 16V15H188ZM188 16H186L185 15V20L187 19V21L189 20V22H185L186 24H188V25H186V28L183 26V28H185L186 30H185V35L187 36V34L188 33H190V34H192V32L190 31L192 28V26L195 24V22H194V24L192 25V26H190V32H188L187 31V28L189 27V25H190V19L193 17H190V19L188 18ZM209 16V15H208ZM212 16V15H211ZM254 16H255V18H254ZM98 17H96L97 19H98ZM151 17V18H152ZM177 17V18H176ZM187 17V18H186ZM240 17V16H239ZM248 17V18H247ZM89 18V17H88ZM90 18H89V20H90ZM159 18H160V20L161 21H159ZM163 18H164V20H163ZM205 18H207V17H205ZM257 18V19H256ZM263 18H264V16H263ZM94 19V17L92 16V18H91V20L92 21H95V19ZM103 19V20H102ZM144 19V18H143ZM148 19V18H147ZM146 19V20H147ZM171 19V18H170ZM169 19V20H170ZM90 20V21H91ZM145 20V21H146ZM173 19H171V21H172ZM207 20V19H206ZM264 20V19H263ZM81 21V22H80ZM89 21V22H90ZM105 22V24H104V22ZM179 21V20H178ZM179 21V22H180ZM194 21V20H193ZM193 21H192V23H193ZM239 21V20H238ZM78 22V23H77ZM175 22V21H174ZM208 22V21H207ZM85 22H83V24H84ZM160 23H158V24H160ZM169 23H171V22H169ZM182 23H183V21H182ZM181 22H180V24H182ZM185 23H184V25H185ZM197 23V22H196ZM205 23V22H204ZM82 24V23H81ZM80 24V25H81ZM90 24H94V23H92V22H90ZM96 24H98V21H97V23ZM137 24H139V23H137ZM166 24V23H165ZM168 24V23H167ZM179 24V25H180ZM47 25L48 26H50L49 28L51 29H49V28H47ZM84 25H86V23L84 24ZM84 25H82V26H84ZM91 25V26H92ZM133 25H134V27H133ZM173 25H175V24H173ZM173 25H171V26H173ZM101 26V25H100ZM139 26V27H138ZM145 27L146 26H148V23H147V25H144ZM155 26H158L157 25V23L155 24ZM165 26V25H164ZM188 26V27H187ZM205 26H206V24H205ZM158 27H160V25L158 26ZM160 28V29H162V31H163V28ZM181 27H182V25H181ZM170 28V29H169ZM183 28H182V30H183ZM195 28V27H194ZM207 28V27H206ZM209 28V27H208ZM207 28V29H208ZM235 28V27H234ZM49 29V30H48ZM97 29H99V31L100 32H98V30ZM159 29V28H158ZM181 29V28H180ZM169 30V31H168ZM192 30H194V29H192ZM238 30V29H237ZM135 31V30H134ZM144 31V32H145ZM156 31V32H155ZM187 31V32H186ZM157 33H158V35H157ZM169 33L171 34L170 36H169ZM54 34H56V36H58V38L57 37H55V35ZM167 34H168V36L169 37H167ZM184 34V33H183ZM196 34V33H195ZM141 35L143 36V38H144V41L142 42V40H143V38H142V40L140 39L141 38ZM217 35V34H216ZM181 36H183V35H181ZM186 36H184V37H186ZM215 36V35H214ZM221 36V35H220ZM233 36V35H232ZM231 36V37H232ZM240 36V37H239ZM190 37H194V35L193 36H190ZM224 37V36H223ZM57 38V39H56ZM211 38H213V37H211ZM147 39V38H146ZM179 39V40H180ZM187 39V38H186ZM209 39H210V36H209ZM224 39H225V37H224ZM178 40V39H177ZM176 39H175V41H177ZM183 40V39H182ZM188 40V39H187ZM191 40V44H194V41L192 40V39H190ZM220 40H223L222 38L220 39ZM230 40V39H229ZM229 40H227V41H229ZM234 40H236L235 39V37H234V39H233V41ZM148 41V40H147ZM183 41H185V38H184V40ZM182 41V42H183ZM224 41V40H223ZM226 41V42H227ZM233 41H230V42H233ZM63 42V41H62ZM193 42V43H192ZM208 42V41H207ZM214 42V41H213ZM219 42V41H218ZM218 42H217V44H218ZM177 43H179V44H181L179 41L178 42H176L175 44H177ZM188 43H190V41L188 42ZM209 43H210V40H209ZM220 43V42H219ZM167 44H168V46H169V48H168V46H167ZM170 44V45H169ZM178 44V45H179ZM184 44H185V42H184ZM212 44H214V43H211V47H212ZM228 44V43H227ZM64 45V44H63ZM164 45H166V46H164ZM207 45V44H206ZM219 45V44H218ZM20 47L21 45H19L18 44V42L12 37V35L8 32V31H6V30H4L3 31V34H2V36L0 37V52L1 53H3V54H9V52L10 51H13L14 52V49L16 48V47ZM174 46H176V45H174ZM189 46V45H188ZM196 47L197 46H200V45H195ZM202 46V45H201ZM214 46V45H213ZM226 46V45H225ZM228 46V45H227ZM227 46L225 47L226 49H228L229 48V46H228V48H227ZM18 47V48H19ZM23 47V46H22ZM164 47H166L165 48V50L163 49ZM178 47V46H177ZM190 47V46H189ZM192 47H194V46H192ZM209 47V46H208ZM217 47V46H216ZM230 47H231V45H230ZM17 48V49H18ZM21 48V47H20ZM171 48V49H170ZM175 48V47H174ZM210 48V47H209ZM214 48V47H213ZM212 48V49H213ZM169 49V50H168ZM217 49H219L218 47H217ZM216 49V50H217ZM220 49L222 50V47H220ZM52 50V52L50 53V51ZM89 52L88 54H87V52ZM96 50H98L97 48H96ZM190 50H192L191 48H190ZM223 50L225 51V49H224V47H223ZM233 51L234 49H228V51ZM48 51H49V53H48ZM158 51H160L159 53L162 55V57L164 58L162 61H163V66L165 65V67L163 68L162 66H160V67H162V69H165L166 70V68L169 66V68H168V70H167V72H166V74H164L163 75V73H165L164 71L162 72V76H161V73H160V71L162 70V69H159V68H156V66L157 65H152V66H149L148 65V62L149 61H151V60H154V58H158L157 56H159L160 54L158 53ZM167 51L166 52H164V53H167ZM178 51H179V53H178ZM202 52L204 51L203 49L201 50ZM209 51H212V50H209ZM209 51H207L206 50V52H209ZM214 51H215V49H214ZM256 51H260V53H258V54H256ZM12 52V53H13ZM16 52H18V51H16ZM192 52H190V54H192ZM222 52V51H221ZM11 53V52H10ZM55 53V55H52V54H54ZM70 53V52H69ZM50 54H51V56H50ZM94 54H96V52L95 53H93V55L91 56V57H94ZM174 54V55H173ZM192 54V55H193ZM205 54V53H204ZM209 54H210V52H209ZM231 54H232V52H231ZM14 55H15V52H14ZM67 55V54H66ZM160 55V56H161ZM185 55V56H184ZM201 54H199L198 56H199V58L201 57L202 58V55L200 56ZM206 55V54H205ZM217 55V54H216ZM215 55V56H216ZM235 55V54H234ZM252 55H253V57L254 58H252ZM96 56H97V54H96ZM184 56V57H183ZM195 56H196V59L197 60H195V61H192V60H194V59H192V58H195ZM211 56H212V53H211ZM215 56H214V58H215ZM236 56H239V55H236ZM51 57V58H50ZM64 57H66V56H64ZM151 57V58H150ZM192 57V58H191ZM213 57V56H212ZM212 57H210V58H212ZM223 57V56H222ZM161 58V57H160ZM187 58H189V59H187ZM203 58H205V56L203 57ZM203 58H202V61H203ZM209 58V59H210ZM230 58V57H229ZM251 58H252V60L253 61H251L250 62V60H251ZM30 59H32V60H35L36 62L35 63H32V61H29ZM53 59H54V61L55 62H53ZM64 59H66V58H64ZM90 59V58H89ZM150 59V60H149ZM159 59V58H158ZM206 59V58H205ZM219 59V58H218ZM221 59V58H220ZM232 59V58H231ZM250 59V60H249ZM63 60V59H62ZM156 60L157 59H155L154 60V62H156ZM225 60H228V58L227 59H225ZM264 60V59H263ZM184 61V63L183 64H185V65H181L182 64V62ZM95 62H96V60H95ZM98 62V61H97ZM96 62V63H97ZM151 62H153V61H151ZM153 62V63H154ZM94 63V62H93ZM192 63V64H191ZM211 63H213V62H211ZM223 63H225V62H223ZM87 64V63H86ZM92 64V62L90 63V64H88L89 66ZM95 64V63H94ZM108 64H107V66H108ZM157 64V63H156ZM162 64V63H161ZM161 64H158V65H161ZM205 64H208V65H205ZM56 65V64H55ZM83 65V64H82ZM166 65H167V67H166ZM204 65V66H203ZM211 65V64H210ZM237 65V66H238ZM262 65V66H261ZM261 65H258L261 69L259 70V71H257V72H254V74L252 75L251 74V79H250V83H247L248 85H252V82L251 81H253L254 80V82H253V84H254V86H251V90H253L252 91V93L253 94H256L257 96V98L259 99V100H257L256 101V103H261V105H264V63L262 62V64ZM73 66V65H72ZM71 66V67H72ZM84 66V65H83ZM149 66V67H148ZM211 66H213V65H211ZM54 67V68H53ZM70 67V68H71ZM75 67V66H74ZM73 67V68H74ZM85 67V66H84ZM158 67V66H157ZM61 68V67H60ZM75 68H78V65H77V67H75ZM74 68V69H75ZM94 68V67H93ZM98 68V67H97ZM97 68H95V70H97ZM101 68V67H100ZM100 68H98V69H100ZM186 68L188 69V70H186ZM233 66H229V67H227V71H228V73H226V70H225V73L226 74H228L227 76H229V75H231L232 73H233ZM81 68L79 67V69H77V72H75L76 74H79V76H80V74L81 73H79V71L78 70H80ZM197 69H198V71H197ZM211 69V70H210ZM226 69V68H225ZM237 69V68H236ZM235 69V70H236ZM241 69V70H240ZM252 69V68H251ZM251 69H250V71H251ZM252 69V70H253ZM256 69V68H255ZM68 70V69H67ZM71 70V69H70ZM185 70V71H184ZM192 70H193V68H192ZM191 70V71H192ZM235 70H234V72H235ZM247 69H245V71H246ZM256 70H258V69H256ZM38 71H42V73L43 72H45L46 74H47V78H45V79H47V81L41 86V87H39L41 84H39L38 82H35L33 79V77H35L36 76V74H37V72ZM55 71V70H54ZM190 71V72H191ZM214 73L215 72V74H211L212 72ZM237 71V70H236ZM248 72H249V70H247ZM52 72V73H51ZM81 72H83V70L81 71ZM92 72V71H91ZM103 72V71H102ZM102 72H100V73H102ZM110 72V73H111ZM177 72H178V74H177ZM189 72V73H190ZM239 72H237V74L239 73ZM51 73V74H50ZM66 72H64V74H65ZM74 72L73 73H70V74H72V75H74L75 74ZM90 73V72H89ZM167 73H169V75H167ZM180 73V74H179ZM201 73V74H200ZM221 73V72H220ZM222 73H223V75H225V77H226V74L224 73V71H222ZM222 73H221V75H222ZM242 73H243V71H242ZM241 73V75L242 76H244L243 74ZM252 73V72H251ZM45 74V75H46ZM55 74V73H54ZM96 73H94V76L96 77V75H95ZM102 74H104V73H102ZM157 74V76H155ZM160 74V75H159ZM190 74H192V73H190ZM195 74V75H196ZM250 74V73H249ZM101 75V74H100ZM168 77H167V76ZM211 75H212V77H211ZM217 75V74H216ZM219 75V74H218ZM240 75V74H239ZM241 75H240V77H241ZM41 76H43V75H41ZM78 76V75H77ZM78 76V77H79ZM88 76V75H87ZM97 76H99V75H97ZM138 76V77H137ZM187 76H188V73H187ZM198 76V75H197ZM233 76L234 75H232V77H231V82L232 83H228V85H229V89H227V90H230L231 92H232V87L234 88H238V86L237 85H240V84H238V81L236 82V80L235 81H233L234 79H233ZM235 76H236V74H235ZM248 76V75H247ZM45 77V76H44ZM70 77V76H69ZM80 77H82V75L80 76ZM79 77V78H80ZM89 77V76H88ZM92 77V76H91ZM190 78H192L193 77V74H192V76H189ZM196 77V76H195ZM239 77V76H238ZM245 77V76H244ZM250 77V76H249ZM83 79H84V77H82ZM81 78V79H82ZM85 78H86V76H85ZM94 78V77H93ZM139 79V78H141V80H143V79H146L147 80V85H146V89L148 88V90H146L145 92L146 93H144V90L143 89H141L140 88V86H139V88L141 89L138 93H136L135 95H131V92H129V90H131L132 88H134V86L137 84V82H136V79ZM159 78H161V80H158ZM200 78V77H199ZM215 78H217V77H215ZM243 78V77H242ZM248 78V77H247ZM103 79V78H102ZM101 79V80H102ZM115 79V80H116ZM224 79V78H223ZM229 79V78H228ZM227 79V80H228ZM235 79H236V77H235ZM84 80H86V79H84ZM101 80H99V81H101ZM104 80V79H103ZM193 80V79H192ZM196 80V79H195ZM211 80H213V79H211ZM240 80V79H239ZM245 80H247V79H245ZM98 81V82H99ZM144 81V80H143ZM157 81L159 82V83H157ZM194 81V80H193ZM208 81V80H207ZM207 81H203V83L205 82H207ZM217 81H218V79H217ZM216 81V82H217ZM226 80H224V82H225ZM109 82H112V81H109ZM198 82V81H197ZM202 82V81H201ZM201 82H200V84H201ZM209 82V81H208ZM237 83V84H235L236 86H234L233 85V83ZM38 83V84H37ZM69 83V81L67 82V84ZM85 83H87V82H85ZM139 83V82H138ZM157 83V84H156ZM96 84H97V81H96ZM123 84L124 85H127V86H123ZM197 84V83H196ZM66 85V84H65ZM69 85V84H68ZM74 84H72V86H73ZM198 85V84H197ZM204 85V84H203ZM233 85V86H232ZM244 85V84H243ZM93 86H95L94 84L93 85H91L90 87H93ZM103 86V85H102ZM102 86H101V88H102ZM117 86V87H116ZM138 86V85H137ZM136 86V87H137ZM189 86V85H188ZM195 85L193 84V87H194ZM206 86V85H205ZM217 86H219V85H217ZM232 86V87H231ZM85 88L86 87H88V85H85L84 86ZM89 87V88H90ZM161 87V88H160ZM201 87H203V86H201ZM227 87V86H226ZM225 86L223 87V89L222 90H225V88H226ZM231 87V88H230ZM68 88V87H67ZM66 88V89H67ZM72 88V87H71ZM76 88H77V86H76ZM80 88V87H79ZM191 88V89H190ZM196 88H197V86H196ZM245 88H246V86H245ZM244 87H242V88H239V89H237V91L236 90H234L233 92H232V97H230V95L228 96V97H230L229 98V100H227V101H229V103L230 104H232V105H235L236 106V108H237V106L239 107V110H240V108H242L243 106H244V108H246V107H248V106H246L247 105V103L245 104V105H243L242 103V100H241V98L242 97H244V95L246 96V94L248 93L249 94V92L251 91H249V87H248V89L246 90ZM65 89V90H66ZM88 89V88H87ZM86 89V90H87ZM111 89V88H110ZM145 89V88H144ZM221 89V88H220ZM97 90H100V87L99 88H97ZM115 90V89H114ZM124 90V89H123ZM137 89H134L133 90V92L134 91H136ZM259 90H261V94H259L258 93V91ZM83 91V90H82ZM82 91L80 92V93H82ZM96 91V90H95ZM113 91V90H112ZM125 91V90H124ZM169 91V90H168ZM215 91V92H214ZM246 91H248L247 93H246ZM70 92V91H69ZM73 92H75V91H73ZM91 92V91H90ZM90 92H88L87 91V94L88 93H90ZM223 92V91H222ZM68 93V92H67ZM72 93V92H71ZM70 93V94H71ZM78 93V92H77ZM94 93V92H93ZM96 93H97V91H96ZM140 93V94H139ZM172 93L171 92H169V95L170 96H173L172 95ZM226 93H228V91L226 92H224V93H222V94H226ZM10 94V95H9ZM66 94V93H65ZM65 94H63V95H65ZM79 94V93H78ZM77 94V95H78ZM91 94V93H90ZM98 94V93H97ZM112 94H114V96H116L115 95V93L114 92H112ZM119 94V93H118ZM139 94V98H137L138 95ZM14 96H15V94H13ZM82 95V94H81ZM92 95H95V94H92ZM91 95V97H93ZM109 95V94H108ZM66 96V95H65ZM74 96H76V95H74ZM74 96H70V97H68V98H72V97H74ZM131 96H133L134 98L136 97L137 99H135L134 101H132V97ZM141 96V97H140ZM226 96V95H225ZM91 97H88V98H91ZM98 97H102V96H98ZM120 97V96H119ZM119 97H117V98H119ZM216 97H213V99L214 98H216ZM223 97V95L221 96V98ZM68 98H66V102H64V104L65 103H69V101H68ZM94 98V97H93ZM164 98V97H163ZM255 98V97H254ZM253 97H252V94H251V97H250V99H246L247 100V102L249 103V104H251V105H253L254 103H253V99H254ZM77 99V96H76V98H75V100ZM81 99V98H80ZM99 99V98H98ZM224 99V98H223ZM244 99V98H243ZM71 100V99H70ZM89 100V99H88ZM88 100H86V101H88ZM114 100V99H113ZM113 100H110V101H113ZM220 100V99H219ZM18 101V102H17ZM71 101H73V100H71ZM103 101V100H102ZM101 101V102H102ZM116 101V100H115ZM213 101V100H212ZM226 100H225V102H227ZM61 102V101H60ZM221 102V101H220ZM224 102V101H223ZM224 102V103H225ZM245 102V101H244ZM93 103H97L96 101H93ZM107 103H109V102H107ZM228 103V104H229ZM98 104V103H97ZM100 105H101V103H99ZM103 104V103H102ZM216 104V103H215ZM227 104V106H229ZM63 105V104H62ZM211 105V104H210ZM213 105H214V103H213ZM220 105H222V104H220ZM224 105V104H223ZM65 106H66V104H65ZM70 106V105H69ZM69 106H67L68 108H69ZM90 106V105H89ZM104 106V105H103ZM207 105L205 104V107H206ZM225 106V105H224ZM86 107V106H85ZM201 107V108H200ZM211 107L212 106H210V109H211ZM233 107V106H232ZM90 108V107H89ZM212 108H214V107H212ZM231 108V107H230ZM234 108V107H233ZM233 108H231V110L233 109ZM8 109V108H7ZM196 109V110H197ZM2 110V109H1ZM195 110V111H196ZM213 110V109H212ZM212 110H210L209 111V109H208V112H211ZM223 110V109H222ZM222 110H220V112H217L219 115H221V116H223L224 114L222 113L223 111ZM228 110V109H227ZM235 110V109H234ZM238 110V113H240V111ZM244 110V109H243ZM251 110H252V107H251ZM123 111H124V113H123ZM144 111V112H143ZM194 111V110H193ZM201 111V110H200ZM228 111H230V110H228ZM17 111H16V113H18ZM115 112V111H114ZM147 114H146V113ZM244 112V111H243ZM243 112H242V114H243ZM246 112H247V110H246ZM252 112V111H251ZM263 112V111H262ZM261 112V113H262ZM34 113V114H35ZM71 113V112H70ZM195 113V112H194ZM225 113V112H224ZM226 113H227V111H226ZM230 113H231V111H230ZM235 113V112H234ZM233 113V114H234ZM237 113V114H238ZM245 113V112H244ZM250 113V112H249ZM119 114V113H118ZM191 115H192V113H190ZM202 115V113H199V115ZM211 114V113H210ZM26 114L24 113V116H25ZM96 115V114H95ZM198 114H197V116H199ZM211 115H214V114H211ZM229 115V114H228ZM227 114H226V116H228ZM14 116V115H13ZM16 116V115H15ZM20 116V115H19ZM35 116H36V114H35ZM197 116H195L194 114H193V118H194V120H195V118L197 117ZM208 116V115H207ZM216 116V115H215ZM215 116H211L210 118H215ZM232 116H235L236 117V115H232ZM238 116H240V114L238 115ZM245 116V117H244ZM242 115V117L243 118H245L246 119V117L247 116H249L248 114H247V116L246 115ZM21 117V116H20ZM19 117V118H20ZM38 117V116H37ZM44 117V116H43ZM45 117H47V116H45ZM115 117H116V115H115ZM200 117V119L201 120H203L204 119V117H205V115L203 114L202 116H199ZM198 117V118H199ZM230 117V116H229ZM228 117V118H229ZM234 117V118H235ZM241 117V118H242ZM250 117V116H249ZM28 118V117H27ZM125 118V119H126ZM129 118V119H128ZM224 118H225V115H224ZM233 118V117H232ZM233 118V119H234ZM12 119H14V118H12ZM22 119V118H21ZM115 119H117V118H115ZM114 119V121H116ZM197 119V118H196ZM19 120V119H18ZM119 120V119H118ZM121 120V119H120ZM197 120H199V119H197ZM207 120V119H206ZM205 120V121H206ZM216 120V119H215ZM227 120H229V119H227ZM231 120V119H230ZM236 120V118L234 119V121ZM249 120H251V118L249 119ZM12 121H14V120H12ZM86 121H89V120H86ZM124 121V122H125ZM200 121V120H199ZM242 121V120H241ZM245 122H247L248 123V121H246V120H244ZM252 121H253V119H252ZM46 122V121H45ZM121 122H123L122 120H121ZM120 122V123H121ZM123 122V123H124ZM195 122H197L198 123V121H195ZM194 122V123H195ZM210 122H211V120H210ZM213 122V121H212ZM230 122V121H229ZM239 122V121H238ZM243 122V121H242ZM15 123V122H14ZM44 123V122H43ZM90 123V122H89ZM114 123V122H113ZM123 123H121V124H119V122L117 123L118 124V126L119 125H122ZM146 123V122H145ZM201 123V122H200ZM16 124V123H15ZM106 124V123H105ZM116 124V125H117ZM127 124V125H128ZM199 124V123H198ZM209 124V123H208ZM32 125V124H31ZM90 125V124H89ZM197 125V124H196ZM206 125V124H205ZM41 126V125H40ZM42 126H44V125H42ZM53 126V125H52ZM94 126V125H93ZM115 126V125H114ZM124 126H126V125H124ZM130 126V125H129ZM137 125H135V127H136ZM143 126H146V124H143ZM199 126V125H198ZM203 126V125H202ZM9 127H11V125L9 126ZM128 127V126H127ZM141 128H142V126H140ZM199 127H201V126H199ZM94 128H96V127H94ZM119 128H121V127H119ZM130 128V127H129ZM129 128H127V130L129 129ZM140 128V130H143V129H141ZM12 129V128H11ZM115 129H117V128H115ZM132 131H133V133L131 134V137H129L128 138V136H130V135H128V132H127V134L124 132L123 133V131H121V136H123V134L124 135H128L127 136V138L126 137H124V140L126 141V142H129L130 140L131 141H134L135 142V144H137V145H141L142 146V142H143V148H141L142 150L141 151H139L140 150V148H138V147H134V149H133V147L131 146V149H133V152H134V154H132L133 152L131 151L130 152V154H131V157H129L130 158V160H132V157L134 158L133 159V161L132 162H130V163H133L132 164V167H133V169H132V171H131V169H130V171H131V173L130 172H128V174H130V178H128V176L126 177V180H124V181H122V183L123 184H125V182H126V186L127 185H129L128 186V188H125V189H129L128 191H129V193H130V196H128V200L130 201H127V202H129L130 204H133L132 206L130 205H127V206H125L124 205V207H130V210H128V209H123L124 207H122V208H120L121 207V205H120V207L118 206V207H116V209H118V208H120L121 209V211H120V215H122V214H124L123 212H122V210L124 211L125 210V212H126V210H127V212L125 213V216H123V217H125V218H123L122 217V219L124 220L125 219V221H126V223L129 225V228H128V232H129V230L131 229L133 232L132 233H134L133 235L132 234H130V236L132 235L133 236V239H134V237H136V240L134 239V240H132V236H131V238L129 237V235L128 234H126L127 232H125L126 230H124V232H125V234L127 235L126 237H128V238H130L131 240H127L126 242H125V244L126 243H128V245L126 244V248H129L128 246L130 245V250H132L131 251V253H133V258H139L138 257V255L136 254V256L134 257V245L133 244H135V243H137V244H140L139 243V240L137 241V237H138V239H140L139 237H143L144 236V238H145V235H146V232H147V229H146V227L148 228V227H150L149 225H148V223H147V221L145 220L146 218H149L150 216L147 214L148 213V210H149V208H151L152 207V205L154 204V203H152L151 201H150V199L149 198H147L148 196H151L152 197V195H146L147 194V191H148V189L146 188L148 185H147V182L150 180H147V178L151 175V174H149V167L150 166H148L149 165V162H148V164H147V162L145 163V165H144V162H145V160L144 159H141V155H139L140 154V152H142V151H144V142H145V139L144 140H142V136H140L141 135V133L139 132V129L138 128H135V129H137V130H135L134 128V130L132 129V128H130ZM129 129V130H130ZM204 129V128H203ZM41 130V129H40ZM39 130V133L41 134V136L43 135L42 133H41V131ZM109 130V129H108ZM120 130V129H119ZM121 130H123V128L121 129ZM125 130H126V128H125ZM128 130V131H129ZM20 131V130H19ZM36 131V130H35ZM118 131V130H117ZM136 131V132H135ZM145 131V130H144ZM200 130H198V132H199ZM34 132V131H33ZM43 132H44V130H43ZM73 132V131H72ZM114 132V131H113ZM130 133H131V131H129ZM201 132V131H200ZM13 133H14V131H13ZM21 133V132H20ZM135 133V134H134ZM4 135V134H3ZM10 135H12V134H10ZM39 135V134H38ZM116 135H117V133H116ZM143 135V134H142ZM199 135V134H198ZM7 136V135H6ZM35 136H37L36 134H35ZM113 136H115V135H113ZM120 136V139L122 138ZM14 137V136H13ZM12 137V138H13ZM27 137V136H26ZM39 137V136H38ZM43 137V136H42ZM89 137H93V136H89ZM198 137V136H197ZM6 138V137H5ZM40 138V137H39ZM49 138H51V137H49ZM126 138V139H125ZM77 139V138H76ZM75 138H74V141L73 140H71L70 142H69V144H71L72 142H75V140H76ZM112 139V138H111ZM114 139V138H113ZM5 140V139H4ZM12 140H14V139H12ZM26 140V139H25ZM65 139H63V141H64ZM70 140V139H69ZM16 141V140H15ZM35 141V140H34ZM33 141V142H34ZM60 141V140H59ZM121 141V140H120ZM7 142H9V141H7ZM30 141L28 140V143H29ZM79 142V141H78ZM81 142V141H80ZM102 142V141H101ZM125 142V143H126ZM39 143V142H38ZM83 143V142H82ZM82 143H81V145H82ZM89 143H91V141H89ZM92 143H93V141H92ZM91 143V144H92ZM95 143V142H94ZM131 143H133V142H131ZM146 143V142H145ZM35 144V143H34ZM68 143H67V147H68V145H69ZM75 144V143H74ZM73 144V145H74ZM77 144V143H76ZM84 144V143H83ZM149 144H150V142H149ZM5 145V143H3V146ZM9 145V144H8ZM32 145H33V143H32ZM54 145H57V144H54ZM125 145V144H124ZM3 146H1V147H3ZM23 146V145H22ZM25 146H27L26 144H25ZM83 146V145H82ZM88 146V145H87ZM93 146H95L94 144H93ZM123 146V145H122ZM126 146H127V144H126ZM134 146V145H133ZM6 147H7V144H6ZM128 147V146H127ZM126 147V148H127ZM145 147H146V145H145ZM147 147H149V145H147ZM146 147V149H148ZM27 148V147H26ZM49 148V147H48ZM69 148V147H68ZM77 148V147H76ZM85 148V147H84ZM104 148V147H103ZM114 148V147H113ZM2 149V148H1ZM5 149H7V148H5ZM81 149V148H80ZM86 149V148H85ZM119 149V148H118ZM121 149V148H120ZM118 150V152H120L121 150ZM122 149H123V147H122ZM124 149H125V147H124ZM137 149H139V150H137ZM24 150H27V149H24ZM50 150V149H49ZM67 149L66 148H64V149H62L61 150V152L60 153H64V151H66ZM70 150H72V149H70ZM90 150V149H89ZM96 150V149H95ZM102 150V149H101ZM100 150V151H101ZM1 151H3V149L1 150ZM0 151V152H1ZM5 151V150H4ZM87 151V150H86ZM94 151V150H93ZM113 151H114V149H113ZM113 151L111 150V153L112 154H114L113 153ZM126 151V150H125ZM6 153H7V151H5ZM16 153H17V150L15 151ZM19 152V151H18ZM28 152V150L26 151V157L25 158H27V153ZM37 152V151H36ZM58 152V151H57ZM88 153L89 152H91V150L90 151H87ZM115 152V156H116V154L118 153H116V150L114 151ZM1 153H3L4 154V156L6 155L7 156V154H5L4 152H1ZM1 153H0V155H1ZM13 153V152H12ZM48 153V152H47ZM73 153H74V150H73ZM95 153V152H94ZM122 153H123V150H122ZM41 154V153H40ZM65 154V153H64ZM144 154V153H143ZM23 155H25V154H23ZM29 155V154H28ZM68 155V154H67ZM79 154H76V157L78 156ZM133 155V156H132ZM3 156V157H4ZM13 156H15V154L13 155ZM17 156H19V155H17ZM105 156V155H104ZM114 156V155H113ZM145 156V157H144ZM142 155V158L144 157L145 159H146V156H147V154L145 153V155ZM64 158H66L67 156H63ZM79 158H80V155L78 156ZM71 158V157H70ZM72 158H74V157H72ZM114 158H116V157H114ZM17 159V158H16ZM15 159V160H16ZM19 159V158H18ZM51 159V158H50ZM81 159V158H80ZM80 159H78V160H80ZM91 159H92V157H91ZM102 159V158H101ZM112 159V158H111ZM20 160V159H19ZM18 160V161H19ZM67 160V159H66ZM66 160H64V161H66ZM86 160H88V159H86ZM109 160V159H108ZM142 160H144V161H142ZM2 161V160H1ZM0 161V162H1ZM22 161V160H21ZM92 161V160H91ZM90 158H89V164H91L90 162ZM114 161H116V160H114ZM139 161H141L140 163H139ZM6 161L4 160V162L3 163H5ZM16 162V161H15ZM31 162V161H30ZM38 162V161H37ZM37 162H35V163H37ZM43 162V164L44 165H47V163H49L50 161H48V160H44V161H42ZM112 162V161H111ZM2 163V164H3ZM21 163V162H20ZM34 163V164H35ZM70 163V162H69ZM69 163H64L63 162V164H65L66 165V169L68 168V167H70V168H72V165L73 164H69ZM92 163H93V161H92ZM97 163H99V162H97ZM104 163V162H103ZM143 163V164H142ZM1 164V165H2ZM58 165H56V167H58L59 165L61 166V164H59V163H57ZM62 164V166H64ZM78 164V163H77ZM81 164L82 165H85V164H83V162L81 161ZM96 164V163H95ZM141 164L142 165H144V167L142 166V167H140L141 166ZM147 164V165H146ZM0 165V166H1ZM21 165V164H20ZM33 165V164H32ZM50 165V164H49ZM68 165V166H67ZM69 165H71V166H69ZM110 165V164H109ZM3 166H5V168H6V164L5 165H3ZM19 166V165H18ZM36 166V165H35ZM61 166V167H62ZM81 166V165H80ZM116 166V165H115ZM11 167V166H10ZM13 167V166H12ZM20 167V166H19ZM37 167V166H36ZM60 167V168H61ZM75 166H73V168H74ZM86 167V166H85ZM94 167V166H93ZM109 167V166H108ZM130 167H131V164H130ZM2 168L3 167H1V170L0 171H2ZM45 168V167H44ZM48 168V167H47ZM64 168V167H63ZM81 169H82V167H80ZM91 169H92V167H90ZM95 168V167H94ZM151 168V167H150ZM23 169V168H22ZM65 169V168H64ZM75 169V168H74ZM13 170H14V167H13ZM12 170V171H13ZM62 170V169H61ZM60 170V171H61ZM77 170H79L78 168H77ZM83 170H84V168H83ZM82 170V171H83ZM86 170V169H85ZM89 170V169H88ZM67 171H69V172H71L72 173V171H70L69 169H67ZM75 171H76V169H75ZM77 172V171H76ZM78 172H80V170L78 171ZM86 172V171H85ZM91 172H92V170H91ZM93 172H95L96 173V171H94L93 170ZM92 172V173H93ZM151 172V171H150ZM2 173V172H1ZM4 173V172H3ZM2 173V174H3ZM62 173H63V170L61 171V175L60 176H62ZM65 173V175L67 174V172L65 171L64 172ZM90 173V172H89ZM91 173V174H92ZM153 173V172H152ZM57 174V173H56ZM55 174V175H56ZM6 175V174H5ZM47 176L49 175L48 174V172H47V174H46ZM54 175V176H55ZM64 175V176H65ZM71 175L72 174H70V176H69V173H68V176H69V178H71ZM74 175V174H73ZM89 175V174H88ZM93 175H94V173H93ZM67 175H66V177H68ZM96 176V175H95ZM3 177H5V176H3ZM26 177H29V176H26ZM25 177V178H26ZM49 177V176H48ZM50 177H51V175H50ZM56 177H59V176H56ZM63 177V176H62ZM74 177V176H73ZM151 177V176H150ZM25 178H23V176H19V180H16V181H14V182H12V181H10V182H6L5 184H1L0 185V222L1 221H4V220H6L5 219V211L7 210V211H9V212H12L13 213V215H12V219H13V221L14 222H17V225H19V232H18V234H17V238H12V237H10V235H6V233H3V234H0V256L1 255H3V256H5V258L7 259V258H11L12 259V261L11 262H13L12 264H73L72 262H69L70 260H58V259H55L54 257H52V256H50V257H48L47 256V258H44V256H42L41 257V255L39 254V250L36 252V248H40L38 245H35V236H36V230H35V228H33L32 227V224H33V220H32V218H33V216H32V214L33 213H31L33 210L31 209V212H30V210H29V213H28V210L26 209L27 208V206H29L30 205V203H29V201H28V199H27V197H26V194L24 193L25 191H22V189L24 188L22 185H24L23 183H24V179ZM46 178V177H45ZM52 178V177H51ZM64 178V177H63ZM81 178V177H80ZM127 178L130 180L129 181V183L127 184V182H128V180H127ZM152 178V177H151ZM154 178V177H153ZM8 179V178H7ZM12 179V178H11ZM29 180H30V177L28 178ZM43 179H44V177H43ZM54 179H56V178H54ZM75 179V178H74ZM121 179V178H120ZM122 179H123V177H122ZM121 179V180H122ZM26 180V179H25ZM67 180L69 181L70 179H68L67 178ZM82 180V179H81ZM84 180V179H83ZM83 180H82V182H83ZM90 180V179H89ZM152 180V179H151ZM1 181V180H0ZM6 181V180H5ZM22 181H23V183H22ZM48 181V180H47ZM46 180H45V182L43 183L42 182V185H44L43 187H45L46 186V184L47 185H49L48 184V182H47ZM70 181H72V180H70ZM73 181H75V180H73ZM92 181H94V180H92ZM96 181V180H95ZM120 181V180H119ZM52 182V181H51ZM152 182V181H151ZM41 183V182H40ZM52 183H55V182H52ZM68 183H70L69 185H71L72 186V184H71V182H68ZM78 184H81V185H83V183H81V181H78L77 182ZM86 183V182H85ZM119 183V182H118ZM121 183V182H120ZM119 183V184H120ZM121 183V184H122ZM51 184V183H50ZM89 184V183H88ZM94 184H95V182H94ZM122 184V185H123ZM41 185V184H40ZM53 185V184H52ZM67 185V184H66ZM69 185H67L68 187H70ZM73 185H77V184H74L73 183ZM89 185H91V184H89ZM121 185V186H122ZM147 185V186H146ZM50 186V185H49ZM48 186V188L49 189H51L50 187ZM120 186V185H119ZM124 186V185H123ZM22 187V188H21ZM42 187V186H41ZM82 187V186H81ZM150 187V186H149ZM153 187V186H152ZM19 188V189H18ZM46 189V187H45V190L44 191H46V193L49 191V189ZM72 187H70L69 189H71ZM80 188V187H79ZM88 188H90V187H88ZM118 188H120V187H118ZM74 189H76V188H74ZM81 189V188H80ZM124 189V187H123V191L125 190ZM152 189V188H151ZM25 190V189H24ZM52 190V191H51ZM50 191H51V196H53L54 195V193H52L53 191H54V188H52ZM77 190V189H76ZM115 190H117V188H115ZM147 190V191H146ZM149 190H150V188H149ZM119 191V193H121L122 194V190L121 189H118L117 190V192ZM126 191V190H125ZM127 191V192H128ZM146 192V193H145ZM56 193H57V191H56ZM55 193V194H56ZM59 193V192H58ZM57 193V194H58ZM61 193H64V195H66L65 194V192H61ZM60 193V194H61ZM69 193V192H68ZM71 193V192H70ZM151 193H154V191L153 192H151ZM57 194L55 195V196H53L54 197V199L53 200H55V197H57ZM60 194H59V198L56 200V202H59V199H61L60 198ZM114 194H115V192H114ZM120 194V195H121ZM149 194V193H148ZM201 194V193H200ZM48 195V194H47ZM49 195H50V192H49ZM112 195V194H111ZM116 195V194H115ZM115 195H114V197L113 198H118V197H115ZM119 194H117V196H120ZM44 196V195H43ZM61 196H63V194L61 195ZM154 196V195H153ZM200 196V195H199ZM112 198V199H113ZM130 198V199H129ZM45 199H47V197L45 198ZM49 199H50V197L48 198V201H49ZM63 199H64V197H63ZM62 199V200H63ZM66 199V200H65ZM65 201H66V203L65 204H69V208H71V210L73 209H76V208H80L81 207V205L82 204H86V202L85 201H87V200H85L84 201V199L82 200V202H81V204H80V207L78 206V207H75L74 205L76 204L75 202H76V197H75V199H74V197L72 196V197H70L69 195H68V198H66L65 197ZM87 199V198H86ZM120 199V198H119ZM149 199V200H148ZM43 200H44V198H43ZM62 200H60V201H62ZM52 201V200H51ZM51 201H50V203H51ZM65 201H63V204H64V202ZM115 201V200H114ZM153 201V200H152ZM202 201V200H201ZM201 201H199V202H201ZM56 202H55V204H56ZM113 202V201H112ZM116 202V201H115ZM114 202V203H115ZM120 202H123V201H117V203H120ZM154 202V201H153ZM199 202H198V204H199ZM46 203V202H45ZM113 203V204H114ZM116 203V204H117ZM128 203V204H129ZM40 204V203H39ZM52 204V203H51ZM63 204H61L62 206H63ZM65 204H64V206H65ZM71 204V205H70ZM89 203H87V205H88ZM115 204V205H116ZM123 204V203H122ZM127 204V203H126ZM43 205V204H42ZM42 205H41V207H42ZM59 205H60V203H59ZM200 205V204H199ZM44 206L46 207V204H44ZM49 206V205H48ZM88 206H90V205H88ZM107 206L108 207H110L109 205H104L103 204V206L102 207H104V208H107ZM117 206V205H116ZM123 206V205H122ZM155 206V205H154ZM7 207V208H6ZM56 207V206H55ZM68 206H66V208H67ZM101 207V206H100ZM47 208V207H46ZM56 208H58V207H56ZM104 208H102V209H104ZM114 208H115V206H114ZM153 209H151V210H155L154 209V207H152ZM38 209V208H37ZM61 209L62 208H60V211H61ZM110 210H108V208H107V210L106 211H102L101 210V212L100 213H102V214H104L105 215V212H106V215L109 213V214H111V216L113 217V214L114 215H116V218L118 219V217L120 216L119 214H118V212H119V209H118V212L116 211V209H113V208H109ZM39 210V209H38ZM41 210H42V208H41ZM40 210V211H41ZM54 210V209H53ZM58 210V209H57ZM66 211H65V213L67 212V209H65ZM198 210V209H197ZM52 211V210H51ZM59 211V210H58ZM64 211V210H63ZM128 211H130V213H128ZM203 211V210H202ZM202 211H200V212H202ZM34 212V211H33ZM55 211H53V212H51V214L52 213H54ZM69 212V211H68ZM152 211H150L149 213H151ZM155 212H156V210L153 212L154 214H155ZM206 212V211H205ZM212 212V211H211ZM211 212H207V214L208 213H211ZM37 213H39V212H35V214H37ZM50 213V212H49ZM61 213V212H60ZM62 213H64V212H62ZM73 213H75V210H74V212ZM72 213V214H73ZM99 212H98V215H99V217H100V214ZM117 213V214H116ZM128 213V214H127ZM153 213H151V214H153ZM203 214H204V212H202ZM213 213V212H212ZM211 213V214H212ZM35 214H33V215H35ZM50 214V215H51ZM71 213H70V215H72ZM108 214V215H109ZM150 214V215H151ZM214 214V213H213ZM223 214V213H222ZM53 215H55L54 217H56V216H59V215H56V212H55V214H53ZM53 215H51V217L53 216ZM67 215V214H66ZM74 215H76V214H74ZM90 215L92 216V213H90V211L86 208V209H83V207H82V209H80V216H79V219L76 221V220H73V223H74V226L72 227L71 225H69V226H71V228H73L72 230H70V229H67V228H70L69 226L68 227H66V226H62L60 223V225L62 226L61 228H59V230L60 231H66V232H74V234L76 233V231H79L78 232V236L79 237H88L89 236V234H88V231H89V229L87 228V227H85L84 226V222L85 221H87V220H89L91 217H90ZM97 215V216H98ZM106 215H105V217H106ZM119 215V216H118ZM202 215V214H201ZM210 215V214H209ZM215 215V214H214ZM62 216H63V214H62ZM61 216V217H62ZM65 216V215H64ZM63 216V217H64ZM110 216V215H109ZM199 216V215H198ZM212 216V215H211ZM216 216V215H215ZM35 217V216H34ZM62 217V218H63ZM66 217V216H65ZM64 217V218H65ZM73 217V216H72ZM71 217V218H72ZM80 217H81V220H80ZM98 217V218H99ZM204 217V216H203ZM218 217V216H217ZM263 217H264V215H263ZM39 218V217H38ZM53 218V217H52ZM56 218H58V217H56ZM59 219H61V218H59ZM94 219V218H93ZM108 219V218H107ZM119 219H121V217H119ZM118 219V220H119ZM153 219V218H152ZM203 219V218H202ZM201 219V220H202ZM217 219V220H216ZM222 219H225V217H223V216H220L219 215V218H215V220H216V222L214 223V221H212L211 222V218H210V216H207V215H205V219L203 220V222H202V226H200V232H201V234H202V236H201V240H203V242H201V246H200V249H201V253L204 255H207L208 256V258H210V262H209V264H211V260H213V248H214V240H215V238H216V234H217V227H218V224H219V221L220 220H222ZM20 220V221H19ZM58 220V219H57ZM62 220H64V219H62ZM103 220V219H102ZM101 220V221H102ZM118 220H117V222H118ZM148 220V219H147ZM149 220H151L150 218H149ZM198 220H200V219H198ZM213 220V219H212ZM50 221H51V219H50ZM56 221V220H55ZM94 221V220H93ZM99 221V220H98ZM101 221H99V222H101ZM116 221V220H115ZM119 221H121V220H119ZM124 221V222H125ZM145 221H146V223H145ZM153 221L154 220H152V221H150V225H151V222H152V224H153ZM263 221V220H262ZM261 220L259 221V223H258V226L260 227V229L259 230H256L255 232H257L258 234H252L249 238L251 239L250 240V242H249V245H247L246 247L244 246H235V245H231V244H233L234 242H235V240L232 238V239H228V247H227V249H228V251H229V256H231V257H237V255L239 256V257H243V258H245L244 260H247V263L246 264H259L260 263V260H261V258H262V256H261V246L263 245V243L260 245V246H258L261 242H262V240H261V236L259 235V233L262 231V233H264V221H263V223L262 224H260V222H262ZM58 222V221H57ZM63 222V221H62ZM89 222H92V218H91V221L89 220ZM98 222V223H99ZM104 222H106V221H104ZM123 222V224H125ZM66 219H65V223H63V225H66ZM71 223H72V221H71ZM72 223V224H73ZM116 223V222H115ZM119 223V222H118ZM121 224H122V222H120ZM58 223H57V225H55V227L56 226H58L59 225ZM91 224V223H90ZM106 224V223H105ZM122 224V225H123ZM226 224H228V225H230L229 227H224L223 229H222V231L224 232V230H226L227 228H230L231 227V222H227ZM48 227H51V224L49 225V223L48 224H46ZM45 225V226H46ZM59 225V226H60ZM98 225V224H97ZM115 225V224H114ZM120 225V224H119ZM201 225V224H200ZM47 226H46V228H47ZM92 226H94L93 224H92ZM100 226V225H99ZM126 226V225H125ZM125 226H123L124 228H125ZM91 227V226H90ZM97 227V226H96ZM105 227V226H104ZM103 227V228H104ZM122 227V226H121ZM128 227V226H127ZM45 228V227H44ZM110 228V227H109ZM58 229V228H57ZM64 229V230H63ZM98 229H99V227H98ZM97 229V230H98ZM127 229V228H126ZM35 230V231H34ZM53 230H56V229H52V232H53ZM148 230H150V228H148ZM95 231V230H94ZM107 231V230H106ZM105 231V232H106ZM57 232H59L58 230H57ZM56 231H55V233H57ZM64 232L62 233V235H60L59 237H61V236H64L63 234H64ZM65 232V233H66ZM73 232H72V234H73ZM119 232H121V231H119ZM123 232V233H124ZM131 232V231H130ZM48 233V232H47ZM61 233V232H60ZM44 234H46L45 232H44ZM68 234V233H67ZM67 234H66V236H65V238L67 237ZM69 234H71V233H69ZM69 234H68V236H69ZM104 234V233H103ZM106 234H108V233H106ZM105 234V235H106ZM120 234V233H119ZM122 234V233H121ZM120 234V235H121ZM125 234H124V236H125ZM43 235V234H42ZM95 235H97V234H95ZM100 235V234H99ZM104 235V236H105ZM111 235V234H110ZM232 235H234V234H232ZM38 236V235H37ZM47 236V235H46ZM58 236V235H57ZM72 236V235H71ZM76 236V235H75ZM100 236H102V235H100ZM114 236V235H113ZM147 236V235H146ZM45 237V236H44ZM110 237V236H109ZM69 238H70V236H69ZM95 238V237H94ZM97 238V237H96ZM114 238H115V236H114ZM117 238V237H116ZM115 238V239H116ZM144 238H142V239H144ZM148 238V237H147ZM146 238V239H147ZM76 239V238H75ZM118 239L119 238H117L116 239V241H118ZM142 239H140V241H143L144 242V240H146V239H144V240H142ZM82 240V239H81ZM85 240V239H84ZM114 240V239H113ZM121 240V239H120ZM44 241H45V238H44ZM60 241V240H59ZM106 241V240H105ZM123 240H121V244H123V242H122ZM63 242V241H62ZM98 242V241H97ZM101 242V241H100ZM142 242V243H143ZM146 242V241H145ZM46 243V242H45ZM59 244V243H58ZM63 244V243H62ZM82 244H83V242H82ZM82 244H81V249H82ZM100 244V243H99ZM106 244H108V243H106ZM105 244V245H106ZM110 244V243H109ZM145 244V243H144ZM143 244V245H144ZM84 245H86V244H84ZM104 245V246H105ZM56 246V245H55ZM70 246V245H69ZM71 246H73V245H71ZM87 246V245H86ZM104 246H103V248H104ZM109 246V245H108ZM58 247V246H57ZM101 247H102V245H101ZM107 246H105V248H106ZM137 247H140V246H137ZM60 248V247H59ZM85 248H90V246L88 247H85ZM107 248H109V247H107ZM142 248V247H141ZM63 249V248H62ZM69 249H71V248H69ZM80 249V250H81ZM139 250H140V248H138ZM65 250V249H64ZM124 250H125V248H124ZM59 251V250H58ZM86 251V250H85ZM94 251V250H93ZM92 251V253H93V255H94V252ZM127 252H128V249L126 250ZM144 251H146L145 249H144ZM143 251V252H144ZM60 252V251H59ZM65 252V251H64ZM85 253V252H84ZM44 254V253H43ZM66 254V253H65ZM70 254V253H69ZM72 254V253H71ZM111 254V253H110ZM115 254V253H114ZM93 255H91V256H93ZM72 256V255H71ZM85 256H86V254H85ZM124 256V255H123ZM65 257V256H64ZM93 257H95V256H93ZM113 257V256H112ZM125 257V256H124ZM123 257V258H124ZM141 257V256H140ZM69 258V257H68ZM114 258V257H113ZM2 259H3V257H2ZM87 259V258H86ZM86 259H84L83 261H84V264H85V260ZM91 259H94V258H92L91 257ZM91 259H89V260H91ZM96 259H97V254H96V258L94 259L95 261H96ZM98 259H100V258H98ZM144 259V258H143ZM169 259V258H168ZM102 260V259H101ZM101 260H99V262L100 263H103V262H105V261H101ZM117 260H119V258L118 259H116V261ZM129 260V259H128ZM127 260V261H128ZM130 260H131V256H130ZM130 260L128 261V262H130ZM135 260V259H134ZM171 260V259H170ZM174 260V259H173ZM92 261V260H91ZM90 261V262H91ZM131 261H133V259L131 260ZM145 261V260H144ZM87 264H88V259H87ZM90 262H89V264H90ZM93 262V261H92ZM161 262H162V260H161ZM160 262V263H161ZM164 262V261H163ZM166 262V261H165ZM81 263V262H80ZM79 263V264H80ZM95 263V262H94ZM112 263H114V262H112ZM121 263V262H120ZM122 263H124L123 261H122ZM121 263V264H122ZM141 263H143V262H141ZM167 263V262H166ZM166 263H164V264H166ZM169 263H170V261H169ZM173 264H175L176 263V260H174L173 262H172ZM0 264H1V262H0ZM11 264V263H10ZM82 264V263H81ZM93 264V263H92ZM98 264V263H97ZM103 264H105V263H103ZM107 264V263H106ZM116 264V263H115ZM145 264H146V261H145Z\"/></svg>","mask_w":264,"mask_h":264},{"label":"built area","instance_id":"obj_3","mask_svg":"<svg viewBox=\"0 0 264 264\" xmlns=\"http://www.w3.org/2000/svg\"><path fill=\"white\" fill-rule=\"evenodd\" d=\"M30 2V0H0V37L6 30L19 45H24L39 37L37 20L31 12ZM22 73L23 67L14 55L0 52V74L11 85L13 94L19 98L31 93L21 77ZM44 82H46L45 77L40 76L38 83ZM12 215V212L5 211L6 220L0 222V234L6 233L12 238H17L20 231L19 225L13 221ZM226 223L225 219L219 221L211 264H225L223 259L225 246H223L224 242L222 241L224 232L222 229L225 226H230ZM235 227L237 232L235 235L237 236L236 243H249V227L239 221H236Z\"/></svg>","mask_w":264,"mask_h":264}]
</instances>
